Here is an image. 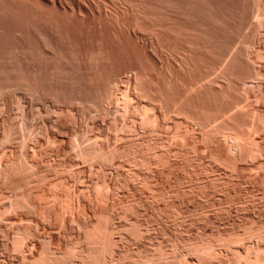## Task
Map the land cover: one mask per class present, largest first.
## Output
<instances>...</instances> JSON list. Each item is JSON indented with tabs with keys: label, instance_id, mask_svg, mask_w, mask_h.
I'll list each match as a JSON object with an SVG mask.
<instances>
[{
	"label": "rangeland",
	"instance_id": "374dc122",
	"mask_svg": "<svg viewBox=\"0 0 264 264\" xmlns=\"http://www.w3.org/2000/svg\"><path fill=\"white\" fill-rule=\"evenodd\" d=\"M84 1H86V3ZM81 3L87 4L88 0H82ZM128 3H129V7L131 5L133 6V7H130L131 9L126 10V12L129 11V14H128L129 17L126 15V18H128L129 21H127V20L126 21H127V23L130 22L129 25L131 26V30H132V32H130L131 34L129 33L131 36L128 35L129 42L127 41L128 39L125 40V41H120V39L117 38L116 34L114 36V33H116V31H115L116 28L113 25L110 26V25L102 24L103 26H101L96 21H94L91 24L92 26H94L97 23L94 27H92V30H91V26H89V28H88L89 30L88 29L83 30V32H85V36L83 35V39H81L80 37L84 33H82L81 36L79 37L80 38V43L83 45L82 47L85 48L88 51L89 50L91 51V50H94V49H98L99 46H100L99 48H102V47L105 46L102 49L106 50L105 53H106V55H108V57H110V59L112 57V59L110 61L113 60L111 62V63H113L112 64L113 66L111 65V63L109 64V66L110 65L112 66V67L110 66L112 70H109L110 67L108 68V70L109 71H113V73L112 72L111 73L115 74V75H116V73H118L117 76L119 77V79H121L120 75H123L122 79L120 80V82H118V84H120L119 87H117L118 84L116 83L117 84V85L115 84L116 88H113L114 91H116V92H113V97H115V95H116V97L118 96L117 97L118 100L117 101L116 100L109 101L108 102V106H110V107H108L109 109L106 106V110L108 109V113L109 114H106L107 111H106V113H104L105 115H99V113H97L95 115V113H93L94 116H93V114L91 116V117H94L93 121L91 120L92 118H90L92 123L90 122V120H88V123H87V124L91 123L90 126L92 127V128H90V126H89V133L91 132L90 134L92 136L94 135L93 137H95V138L98 137L97 138L98 140L100 138L102 139V140L100 139L101 145L99 144L100 141L98 142L99 147L102 146V148H104V149H102L100 147L101 151L103 150L102 153L103 152L105 153L106 151L107 152H110V151L113 152L114 150L116 151V149H117V151L121 149L120 151H118V153L122 152V151H123V153H119L118 154V153H116L117 151L116 152L114 151V153H116V154H112V155H114L113 156L114 158H112V156H110L111 154L110 155L108 154L110 157L107 158V155L105 154V157L109 160V162H110L111 159L112 160L114 159L113 161L111 160L112 162H110V163L107 162L108 161L107 159H106V161L103 160L104 158L102 159V156H104V155L98 156L97 159L93 160V162L92 161H90L89 163L84 162L85 160H80L79 157L77 156V154H75V152L73 150H72L73 153H71L72 151L70 149H72L71 148L72 146L70 147V145H72V144L69 143L70 141L69 142L67 141V139H69V138H67L68 137L67 135H69V134L66 135V133L59 134V135H63L64 134L63 137L67 138V139L66 138L64 139L66 142H64L63 144L62 143L51 144V145L49 144V146H48V144H46L44 142H43V146L41 144H27L26 145L27 148L26 147H25V149L23 148V151H22V148L20 147L19 144H1V146H0V154L7 158L6 159L4 157H1V155H0V159H1V161H3L2 162L3 166H6L7 162L9 164H11V166H12V164H14V163H16V161H18L17 158L19 159L20 154L22 155L23 153L24 154L27 153V155L26 154L25 155L27 157L29 156L28 157V159H30L29 161H31L33 164L38 165V166H36V169H35L36 172H32V173L29 172L30 174L29 173H23V175H21L22 173H14L12 175H8V176L3 177V175L0 172V198H1L0 199V203H1L0 204V211L4 214L3 215L4 218H2L3 220L0 222V226H1L0 227V264H29V263L31 264V262L27 263V261H29V260H27V261L24 260L23 262H21L23 260V257H28V256L30 257V256H32L31 252L34 255V253H37V251L40 250L41 246L47 245L49 247V244H50L49 248H51V250H53V252H54V250L58 251V250L64 249L66 246L67 247H69V246L73 247L74 249L76 248L75 250L79 251V249L82 248V247H85L86 246L85 244L87 243V242H85L86 239H83L84 236H85L83 234L86 232L84 230L87 229L88 227L90 229L93 228L92 225H94L97 222L98 219L96 218V216H97V214L99 212H100L99 213L100 215H104V216H107L108 214H110L111 216L113 215V217L115 219L112 217L111 220L114 219L113 220L114 222L113 221H111V222L114 224V226L119 224L120 227H119V225H117L116 227L118 229H122V230H118V232H116V234H117L116 236L121 234L120 237H123V239H125V240L127 239L126 240L127 245L133 248V249L131 248L133 250V252L130 254L131 255L130 257H131L132 260L130 258L129 259L127 258V259L123 260L124 262L121 261V264H135V263L137 264V262L135 261L136 260L135 256L137 255L136 249L138 247L134 248L137 245L138 246L144 245L145 247L147 246L146 248H148L150 246L148 249L152 251L151 255L154 256L156 254V251H155V248H153V246L157 245V243H159L158 240L161 241L162 239L164 241L162 240L163 242L161 241L160 243L163 244L165 242L163 244L164 246H166V247L167 246H169V247L172 246L171 249H169L167 247L169 249V251L170 250L172 251L173 249L176 248V250H175L176 252L173 250L175 253H177V251L180 250V251H178V253L179 254L182 253L184 255H187V257H189L190 260H192V263H194V264H200V263L203 264L204 261L203 262H201V261L199 262L198 258L195 256V254H192V251H193V253L195 252L194 251L195 248L192 249V246H194V245L191 246V244H190V246H189V244H188V241L190 239L196 238L194 240H197L199 235H203V237H205L207 239L209 238L210 241H211L212 238H213L214 241L217 240V238L220 235L224 236V237H222V236H220V237H222V239L226 238L225 241H227V242L229 240L228 237L230 235H231V237L236 236L235 239L237 238L239 240V242H238V240L236 239V241L238 243H236V241L234 240L235 242L232 245H230L232 242L231 243L228 242L229 243V245H228L227 242H225L224 240H222V242L218 243V244H220L219 246H217V244H215L216 248L219 249L217 251V253L218 252L219 253L215 254L217 256H213L212 257L213 260L212 259L208 260L209 262H207V260H206L205 261L206 263L204 262L205 264H208V263L209 264H235V261H236V264H239V263L240 264H243V263L244 264H264V262H263L264 261L263 260V258H264L263 257V255H264V251H263L264 250V242H262V241H264L263 240V238H264V236H263L264 235V229H263L264 228V224H263L264 223V218H263L264 217V204H263L264 203V199H263V197H264V167L262 168V166H264V131H263L264 130V0H129V1H127V4ZM127 4L125 6H127V9H128V5ZM88 5L89 4H87L86 6L90 7ZM133 8H134V10H133ZM130 10L132 11L133 15H132V13H130L131 12ZM252 12H253V14H252ZM134 13H135V15L136 14H138V15L135 16ZM139 14L142 15V16H140ZM138 17L141 18L140 19V23H141V20H142V26H145L148 31H151V32L154 31L153 33L157 32L154 35L157 36V34H158L157 37H159V38H156V36H154L152 38L153 35L149 36V32H148V35H146L145 34L146 32L144 33L143 32L144 30H142L141 32H143L145 35L141 34L142 37L140 38V41H141V39L144 38L145 42L143 41V43H144L143 44L142 41L141 42L138 41L137 44L140 45V46H138L135 43L138 38L134 37L132 35V33L134 32L133 29H135L134 26L136 27V25H134V21L133 20H135V19L139 20ZM133 18H135V19H133ZM135 22L138 23L139 21H135ZM260 23H262V24L260 25ZM98 24L101 27H99ZM255 25H256V28H255ZM107 26L109 27V29H107ZM130 26H129V28H130ZM95 27H97V29H95ZM102 27H104L103 30H102ZM105 27H106V29H105ZM110 27H113L112 29L115 28V30H114L115 32ZM259 27L261 29H259ZM94 29H95V31H94ZM100 29H101L102 33L100 32ZM138 29H140V28L138 27ZM155 29H156V31H155ZM249 29H250V31H249ZM86 30H87V32H86ZM135 30H137V29H135ZM140 30H139V33H141ZM157 30H159V32ZM105 31H108V32H105ZM153 33H151V34H153ZM161 35H163V36H161ZM160 36H161L162 39H160ZM115 37L117 39H119V41H117ZM154 38H156V39H154ZM252 39H254V40H252ZM154 40L156 41V44H155ZM160 40H165L166 42H168V44L165 43V45H164L163 43H159L160 44L159 45L157 41H160ZM244 40H246V41H244ZM253 41H254V43H253ZM121 42H122L123 46L121 44H119ZM160 42H162V41H160ZM247 42H248V44H247ZM140 43H142L143 45L140 44ZM251 43L254 46H252ZM157 44H158V47H157ZM166 44L169 45L170 48H171V46H173L172 48H174V52L176 51L175 52V57L172 58L173 66L175 65V67H176V66L180 65L179 67H182L181 65H183V64L191 63L190 65L194 66L192 68L195 71L194 74H195L196 78L198 79L200 77L198 79V80H201V81H199L200 83L198 84L200 87L201 86L203 87L206 84V86L209 87V90L212 92V94H213V92H214V94H216L215 96L220 95V93H218V91L221 92V95H220L219 98H221L222 101H224V102L226 101L224 104L222 103V105H224V111L221 110L223 108V106H222V108H220V107L216 108V106L214 104L212 105L210 103V104H208L209 106L206 105V107H205V109H206V111L208 113H206V111H205V115H203V114H200L199 112H197L198 109L197 110L193 109V111H191V113L193 112V117H192V114L188 113L190 111H187V112L185 111V109L187 110L188 107L186 108L184 106L185 109L183 107H182L183 110L180 109L182 105H180L181 103L178 100H179V98H183V96L186 95V93H184L183 89H181L182 87L180 85L178 86L179 93H177V95L178 96L180 95V96H179V98L176 97V98H178L177 101L175 99H173V100L176 101V103H179V106L176 105L175 101L172 100V98H175V97L173 95H171L172 97L169 95L170 93L172 94V92L169 91L170 92L169 93L167 91L168 88L165 87L167 85L165 83H167V80H168V77H167L168 73H165L167 71H165V67L162 65V63L164 61L166 62L168 60L167 57H166V60H165V56L168 55L166 53L170 52L169 49L164 48V46H166ZM240 45H241V47H240ZM245 45H246V47L243 48L242 46H245ZM121 46H122V48H121ZM141 46H142V49L140 48ZM124 47H127V48H125L127 50H125ZM247 47H249V48H247ZM159 48H164V50L166 49L168 52H165L166 50L163 52V49H162V51H161V49L158 50ZM172 48H171V50H172ZM119 49H121V50H119ZM248 49L251 52H249ZM122 50H123V52H121ZM141 50H143V52ZM236 50H238L237 53H236ZM125 51H127L126 54L124 53ZM108 52H109L110 56H109ZM110 52L112 53V55H111ZM238 52H240V53H238ZM151 53H153V54H151ZM161 54H163L164 57ZM245 54L247 56H245ZM124 55H126V57ZM138 57H139V59H138ZM156 57H157V59H156ZM240 57H242V58H240ZM243 57L247 61H245V59ZM161 58H164V59H161ZM160 61H162L161 64H159ZM170 61L171 60H168L169 63H171ZM176 61H178V62H176ZM189 61H191V62H189ZM240 62L241 63L243 62V64H245V65L242 66V64ZM249 62H253V63H249ZM195 64H196L197 67L195 66ZM114 66H115V68H114ZM248 66H249V68H248ZM107 67H108V64H107L106 68ZM249 72H250V74H249ZM133 73H134V75H132ZM135 74L136 75L139 74V75L136 76ZM165 76L167 77V79H166ZM135 77L136 78L141 77V79L136 80ZM230 77H231V79L234 78L236 83H235L234 79H232L233 80L232 81L230 79ZM254 77H256V78L254 79ZM251 78H252V80H251ZM127 79H129L130 81L127 80ZM165 80H166V82H165ZM239 80H240V82H239ZM121 81H123L124 85L121 84L122 83ZM128 81H129V84H128ZM134 81H136V82H134ZM138 81H140L139 82L140 84L143 82V84L145 86L142 87L141 85H143V84H141L139 86L138 85L139 83H137ZM223 81H225V82H223ZM249 81H251V82H249ZM202 82H203V84H202ZM125 83H127V85H125ZM229 83H230V87H228ZM208 84H210V85L208 86ZM239 84H240V87L238 86ZM211 85L213 86V88H212ZM233 85H235L236 87H233ZM113 87H115V86H113ZM136 88H138V89H136ZM142 88L144 89V95H143V89ZM164 88H166L167 90L164 89ZM214 88H216L217 90H215ZM116 89H118V90H116ZM132 90H134V91H132ZM138 90L141 91V93H138L139 92ZM180 90L183 91L182 94H180L181 93ZM124 91H126L127 94L129 93L130 97L127 94H125ZM224 91H226V92H224ZM233 91H235V92H233ZM250 91H251V93H250ZM160 92L163 93L164 95L161 94ZM177 92H178V90H177ZM222 92H224L225 94L222 93ZM120 93L121 94L124 93L122 96L126 95L127 97H129L128 99L131 101L130 102L128 100L129 102H127V103H129V104H126V107L129 106L130 103H132L130 105L131 107L133 105L134 106L136 105L135 107H137V105L139 104V106H138L139 109H142V107L145 106V105L147 107H149L150 110L152 108V112H149V114H150L149 116H151L152 113H155L157 115V117H156V115H153V116L158 118V119H156L158 124L157 123L154 124V122H156V121H154L155 118L153 119V116L151 117L152 119L149 118V120L154 121L153 124L155 126H157V127L151 125V128L150 127H148V128L147 127L146 128L142 127L141 128L142 122L146 120L145 117H147V119H148V116H147L148 112L146 113V112L142 111L144 113L143 114L141 113V115L142 116L144 115L143 116L144 120L141 122V120H142L141 118L142 117L140 115H138V111L136 113L137 117H136L135 114H133V112L135 113L138 108L136 109L135 107H133L135 109V111H134V109H132L129 106L132 111H129L130 109H128L129 112L128 111H124L125 109L122 108L123 107L122 104H125V103L119 102L121 100L124 101L123 100L124 97H122V96L120 97V95H121ZM189 93L191 94L192 92H189ZM230 93H231V95H229ZM232 93H233V96L235 98L232 96ZM246 95H247V97H246ZM230 97H232V98H230ZM164 98H165V100H164ZM113 99H115V98H113ZM232 99H234V100H232ZM167 100H169V101H167ZM115 101L117 103H115ZM110 102H112L114 107H112ZM118 103H121V104H119V106H120L119 111L120 112L117 109V107H119V106L115 107V104H118ZM226 103L228 104L227 107H225ZM159 104H161V105H159ZM236 104H237V106H236ZM155 105H156V107H155ZM173 105L178 106V108L177 107L175 108V106H173ZM211 105H212V108H211ZM27 107H29V106H27ZM38 107H40V108H38ZM164 107H166V108L164 109ZM228 107H229V109L230 108L231 109L229 110ZM149 108H148V111H150ZM214 108L217 109V110L215 109L216 112H215V110H213ZM40 109H42V106L41 105L39 106V104H37L36 107L34 108V111H39ZM110 109H112V110H110ZM114 109H116L117 112H119L118 113L119 115H120V113H122L121 119H123V120H125L124 117L127 115L126 116L127 118H126L125 122H123V120L122 121L119 120L120 116L117 114L116 111H114ZM174 109L175 110L177 109V110L175 111ZM179 109L181 111H178ZM188 109H190V108H188ZM208 109L209 110L211 109L212 111L211 110L209 111ZM240 109H241V111H242V109L243 110L245 109L246 111H243V112L244 113L246 112V113L245 114L241 113ZM169 110H170V112H169ZM218 110H220L219 113H218ZM110 111H112L111 112L112 114L110 113ZM183 111H184V113H183ZM130 112H132V114ZM194 112H197L199 114V116H196L197 113H194ZM209 112H210V114H209ZM238 112H239V114H238ZM124 113H126V114L123 116ZM213 113H215V115H213ZM217 113L219 115H221V117L218 116ZM223 113L225 114V116H223L224 115ZM233 113H235V116L233 115ZM114 114L115 115L117 114V115L115 116ZM128 114H130L132 117L130 115L128 117ZM164 114H168V115H164ZM226 114H227V116H226ZM107 115H108L109 119L105 117ZM109 115H111V116H109ZM189 115H191V117ZM200 115H202V117ZM238 115H240L239 117L241 119L238 117ZM164 116H167V117H164ZM169 116L170 117L172 116V117L170 118ZM232 116H234V117H232ZM101 117H103V118L105 117L106 119L103 120V118H101ZM113 117L116 118V123L117 124H115V122H114L115 119ZM163 117H164V119H163ZM194 118H195V120H194ZM202 118L203 119L205 118L204 121H202L203 120ZM249 118H250V120H249ZM245 119H246V122H245ZM254 119H255V121H254ZM36 120H37V117L35 116V121ZM133 120L136 121V123ZM227 120H229V121H227ZM78 121L80 123L77 122V124L74 123V125H73V123L72 124L68 123L70 126L66 125V127L67 126H68L67 128L70 127L69 129L71 131H73L72 133H78V135H79V133L82 132V130H87L88 128L85 129L86 126H87L85 124V127L83 129L82 127L84 125H83V122L81 123L82 120L79 119ZM118 121L119 122L121 121V123H123V124L119 123L120 124V126H119ZM200 121H202L203 123L200 122ZM206 121L208 123L211 122V124H208ZM224 121H226V122L224 123ZM230 121H232L231 123H233L234 126H232L233 124L229 123ZM238 121H239V123H237ZM253 121L255 122V124H254ZM256 121H259V123L256 124ZM213 122H215V123H213ZM227 122L229 123V125H228ZM104 123H107V124H104ZM108 123H109V125L114 123V124L111 125L113 127L109 126ZM214 124H217V125H214ZM121 125H122V127H121ZM133 125H135L136 127H134ZM73 126H75V127H73ZM117 126H119V127H117ZM201 126H203V127H201ZM251 126L253 127L254 132H252L250 134L249 131L252 128ZM109 127H110L111 130L109 129ZM216 127H218V128H216ZM239 127H240V129H239ZM246 127L249 128V129H247ZM73 128H75V129H73ZM119 128H123V129H120V131H119ZM131 128H132V130H131ZM214 128H216L217 131ZM91 129H92V131H90ZM107 129L109 130V132H108ZM146 129H148V130H146ZM153 129H155V130H153ZM177 129H179L181 131H179ZM220 129H223L224 131H221ZM240 130L244 134H242L240 132ZM133 131H135V132H133ZM221 132L222 133L224 132V133L222 134ZM245 132H247V133H245ZM113 133H114V135H113ZM118 133H120V134H118ZM135 133H137V134H135ZM176 133H179V134H176ZM245 134H246V136H245ZM138 135H140V136H138ZM53 136H56V135L53 134ZM250 136H251V138H250ZM105 137H106V140L110 137V139H108L109 143H107L106 140H103V138L105 139ZM178 137L180 139H182L183 142ZM181 137H183V138H181ZM57 138H59V137H57ZM240 138L243 139V142H241L242 145L246 144L245 145L246 149H245V146H244V148L239 146V145H241L240 141H242V139H240ZM234 139L237 141L236 144H235V140ZM249 139H250V141H249ZM110 140H111V142H110ZM125 140H126L127 143L125 142ZM229 140H231V141H229ZM102 141H105L106 143L105 142L103 143ZM178 141H179V143H178ZM246 142H249V143L252 142L251 144L253 146L251 144H247ZM233 143L235 145L239 144V145H237V147L239 149L235 148L236 146L233 145ZM207 144H208V147H207ZM254 144H255V147H254ZM2 145H3V147H2ZM151 145L154 146V148H151L152 147ZM214 145H216L217 147L214 146ZM248 145H249V147H248ZM258 145H259V147H258ZM110 146H112V147H110ZM147 146L150 147L152 150L150 148H148ZM192 146H194L193 148L195 150L191 149ZM250 146H252V147H250ZM256 146H257V148H256ZM31 147H32V149H31ZM131 147L135 148V150H137V148H138V150L136 151L137 153H138V151L139 152H143V153L142 154L141 153L137 154L133 148L131 149ZM171 147H172V149H170ZM240 147H241V150L244 149L243 150L244 151L243 152L244 155L242 154V152H240ZM2 148H3V150H2ZM19 148H20V150H19ZM181 148H183V149H181ZM258 148H259V150H257ZM124 149H125V151H124ZM229 149L231 150L232 154L230 153ZM236 149H238L239 151H236ZM5 150H6V152H5ZM128 150H134L135 153L133 151L131 152V151H128ZM140 150H142V151H140ZM245 150H247V151L249 150L248 151L249 153L245 152ZM17 151H19V152H17ZM147 151H149L150 153L152 152L153 155L154 154H156V155L152 158L151 157L152 154H150ZM251 151H252V153L254 155L251 153ZM124 152L126 154V156H125L126 158L124 157V155H125ZM130 152L134 153V154H131V156H127V155L130 154ZM144 152L146 154H144ZM256 152L259 153V154L257 155ZM164 153L166 154V156H165ZM169 153H172V154H169ZM187 153H188V156H187ZM247 153L249 154V156L251 155L249 157L251 161L249 160L248 155L246 157ZM143 154L145 156L149 155L148 157H151V158H147V157L143 158L144 157ZM161 154H163V155H161ZM174 154L175 155L177 154V155L175 156ZM189 154H190L191 157L189 156ZM115 155L122 156L121 157L122 159H125L126 162L127 161H129V162L127 164L124 163V162H121V161H124V160H121V158H118V157H117L118 158L117 159L115 157ZM137 155L140 156V161L138 160L139 157ZM208 155H209V157H208ZM7 156H9V157H7ZM33 156H35V157H33ZM132 156H133V158L135 156L138 157V158H136V159L134 158L133 159ZM156 156L158 157L159 161L162 159L161 162H163V164L161 162H159L158 160L154 161V158L157 159ZM211 156H212L213 159H216L218 162L216 160H214V161L211 160L212 159ZM241 156H243V159H240ZM65 157H67V158L64 159ZM127 157H128V160H127ZM159 157H160V159H159ZM163 157L166 158V159L169 158L171 160H169V159L166 160ZM181 157H183V158H181ZM252 157H253L254 160L252 159ZM257 157H259V158H257ZM129 158L132 159L131 163H130ZM237 158H239L242 161V163L238 162ZM244 158H246V160ZM255 158H257V159H255ZM2 159H4V160L6 159V160L4 161ZM142 159H145V160H143L144 161V164L142 163L143 165L140 163V162H142ZM150 159H152L153 161L150 160ZM163 159H164V161H163ZM218 159H220V160H218ZM98 160H99V162L97 163ZM165 160L169 161L170 163L169 162L165 163L166 162ZM94 161H95V163H94ZM145 161H146V163H145ZM234 161L235 162L237 161L238 163L237 162L235 163ZM253 161H255V162H253ZM12 162H14V163H12ZM104 162H107V163L104 164ZM133 162L136 163V164H134ZM150 162H152V163H150ZM111 163H113V164H111ZM119 163H120V165L122 164L121 166L124 167V168L120 167ZM129 163H130V165H129ZM138 163H139V165L141 164L140 165L141 167H139V168L141 170L143 169L142 171L139 168H137L136 165H138ZM158 163L160 164V166H159ZM197 163H199V164H197ZM133 164H134V166L137 169L135 167H133V168L131 167ZM165 164H167V165H165ZM222 164H223V166H222ZM261 164H263V165H261ZM151 165H153V167L154 166L155 167L153 168V167H151ZM232 165H234V166H232ZM8 166H10V165H8ZM148 166L150 168H147ZM197 166L200 167V168H198ZM92 167H93V169L90 170L89 168H92ZM190 167H191V170H190ZM224 167H227V169L224 168ZM259 167L261 169H257ZM112 168H113V170H112ZM127 169H131L130 172H132V174ZM145 169H146V171H148L150 169L149 170L150 172L149 171L146 172ZM180 169H183V170H180ZM96 170H98L100 173L99 172L97 173ZM133 171L136 173V175L134 174ZM151 171H152V173H151ZM212 171L215 174H213ZM126 172H129V174H127ZM217 172H218V174H217ZM234 172H236V173H234ZM33 173L35 174V176H34ZM94 173H95V175H94ZM137 173H138V175H137ZM32 175H33V177H32ZM116 175H118V177ZM208 175H210V176H208ZM29 176H31V178ZM46 176H47V178H46ZM135 176H138V177H135ZM71 177L74 178V179H72ZM138 179H140V180H138ZM148 179H150V180H148ZM45 180H47V182ZM66 180H68V182ZM40 181L42 183H40ZM104 181L106 182V184L109 183L108 185L111 188L110 187H109L110 189L106 188V189H109V190H106L105 187H103L105 185ZM80 182H81V184H79ZM100 182L103 185H101L99 187V185L101 184ZM148 182L149 183L151 182L152 184L151 183L149 184ZM196 183H199V184L197 185ZM53 184L54 185L56 184L55 185L56 187L55 186L53 187ZM95 184L96 185L99 184V185H97L99 188H97V186L93 187V186H95ZM124 184H126V185H124ZM193 184H194V186L197 185V186H195V188L196 189L198 188L199 189V190L197 189L198 191L197 190L194 191L195 188H193V190H192L191 187L193 186ZM203 184H204V188L207 189V190L205 189L206 191L203 188L200 187L201 185L203 186ZM64 185H65V188H64ZM87 185H88V187H87ZM20 186H21V188H20ZM49 186H51V187H49ZM139 186H140V188H139ZM148 186L151 187L152 189L149 188ZM18 187H19V189H18ZM113 187H114V189H113ZM124 187H125V189H124ZM214 187H215V189H214ZM236 187H238V188H236ZM31 188H32V190H31ZM38 188L39 189L41 188V189L39 190ZM51 188L53 189L52 191H51ZM56 188H58V189H56ZM93 188H94V190L96 188H97L96 190H98V189L100 190V188H104L105 191H107L106 193H108V191H110L111 194L110 193H109V195L107 194L108 198H109V196L114 195V193L115 194L117 193V194L114 195L113 197L111 196L113 199L110 197L109 200L104 201V199H106V198H104L103 201H102L101 198H103L105 194L102 192L104 195L101 196V193H100L101 197L99 195L97 196V195H95V193L94 194L92 193L93 192ZM209 188H211V189L209 190ZM241 188H242L243 191H241ZM111 189H112V192H111ZM202 189L204 190V192L202 191V193H201L200 190H202ZM23 190H24V192L27 191V190L32 191V195L34 196V197L32 196L33 197L32 199H33V201H34V199H36L34 202H36L37 207L39 206L37 209L29 211V209L27 210V209L23 208L21 210L16 209V210L13 211L10 208V206H9V205H11L10 202L13 201L14 199H16L18 196H20V198H21V194L23 195V193H24V192H22ZM35 190H38V191H35ZM56 190H57L58 193L55 192ZM61 190H63V191H61ZM64 190H65V192H64ZM99 190H98V192H101ZM154 190L157 191V192H154ZM43 191H44V193H42ZM80 192H82V193H80ZM95 192H97V191H95ZM153 192H154V195H153ZM161 193H163V195L165 194V197L162 196ZM183 193H185V194H183ZM41 194L44 196L43 198H42ZM91 194H93V195L91 196ZM156 194H157V196H156ZM38 195H40V196H38ZM77 195H80V197L77 196ZM194 195H196V196H194ZM45 196H46V198H45ZM95 196H97L98 199H97V197L95 198ZM151 196H153V197L151 198ZM199 196H201V197H199ZM7 197H8V200H7ZM37 197H39L41 199H39V198L37 199ZM93 197H94V199H93ZM172 198H173L174 202H173ZM58 199H60L61 201L60 200L58 201ZM63 199L65 200L66 203L64 202ZM77 199H79L78 200L79 202L77 201ZM117 199H119V200H117ZM158 199H159V201H158ZM253 199H255V200H253ZM73 200H75V201H73ZM248 200H249V202H248ZM53 201L55 203H53ZM251 201H252V203H251ZM57 202H61V205H56V204H60V203H57ZM63 202L65 203V205H64ZM125 202H126L127 206L124 204L125 206H123V207H126L125 211H126V214L128 215L127 218H126V214H124L125 211H123L124 208L122 207L123 203H125ZM70 203L73 206L74 210L76 208L78 209V210L76 209L78 212L77 211L74 212L72 207H70L71 206ZM72 203L75 204V207H74V205ZM77 203H79V206H78ZM90 203H92V205ZM139 203H140V205H139ZM220 203H222V204H220ZM67 204H69V205H67ZM97 204H99V205L101 204V205L98 206ZM128 204L129 205L133 204L132 207L135 206L133 209L135 210L137 208L136 209L137 212L135 213L134 210L130 206H128ZM143 204H145V205H143ZM248 204H250V205H248ZM40 205H41V208H40ZM113 205H115V206H113ZM148 205H149V207H148ZM44 206H45L46 209L43 208ZM58 206L59 207L61 206V207L58 208ZM66 206H67L68 209L66 208ZM136 206H138V207H136ZM140 206H142V207L140 208ZM229 206H230V208H229ZM54 207L58 208V209L57 208L56 209H57V212H59V213L57 214L56 211H53L52 214L55 213V215L54 216L52 215L53 218L50 219L49 217H52V216L51 215L48 216V215H49V212ZM62 207H63V209H62ZM127 207L130 208V209H128ZM103 208H104V210H103ZM138 208L140 209L139 211H138ZM56 209H53V210H56ZM90 209H91L92 212L90 211ZM127 209L130 210V211L132 209L133 211L130 212ZM169 209H170V211H169ZM173 209L176 210V211H174ZM253 209H254V212H253ZM11 210L13 212H11ZM23 210H25V212ZM70 210H73V212L70 211ZM83 211H84V213L85 212L86 213L84 214ZM172 211L177 212V216H176V213H175V219L173 218L174 217L173 216L174 212L172 213ZM180 211H181V213H179ZM201 211H202V213H201ZM6 212H8V214ZM106 212H108V214L105 215L104 213H106ZM128 212H130L131 214L128 213ZM198 212H199V214H198ZM65 213H67V215ZM178 213L179 214H184V215H181V218H179V220H178V217H180V216H178ZM9 214L11 216H9ZM56 214L59 216L58 218L56 217L57 216ZM133 214H135V215L138 214L139 216L138 215H136V216L134 215V217H133ZM6 215L9 218H6L5 217ZM79 215H80V217H79ZM110 215H108V217ZM196 215H197V217H195ZM120 216H122V217H120ZM76 217L79 218V219L76 220L77 219ZM131 217H133V219ZM137 217H138V219H137ZM139 217H141L142 219L139 218ZM46 218H49L50 220H48ZM182 218L183 219L184 218L185 219L189 218V219L185 221V219L183 220ZM244 218H246V219H244ZM125 219L126 220L130 219V220L125 222ZM180 219L182 220V222H179V221H181ZM63 220H65V221L63 222ZM172 220L173 221L175 220L176 222L175 221L173 222ZM78 221L82 222V223L84 221V223H83L84 228L82 226V223H79ZM135 221H136V223L141 221L138 224L141 227V229L140 228L139 229L143 232L142 234L144 236L139 239L140 241L139 240H134L133 238H129L130 237V235H129L130 232L127 231L128 230V228H127L128 225H130L132 223H135ZM142 221L144 222L143 225H145L144 229H143V226L141 225ZM252 222L254 224H252ZM26 223L29 224V225H27ZM73 223H75V224L73 225ZM150 223H151V225H150ZM240 223L241 224L244 223V224L241 226ZM86 225H88V226H86ZM177 225H179V227ZM250 225H252V226L250 227ZM122 226H123V228H122ZM247 226L250 227V229L252 231ZM19 227L22 228V230H24V228H27V229L30 228L31 229V227H32L33 230L32 229L31 230L34 233L36 232L38 236L34 237V239L33 238L30 239V240L28 239V241L25 240L27 242V245H26V242H25V246L23 247L24 249L21 248L22 250L20 249L21 250V251L19 250L20 252L17 250V253L15 254V249H13V247H12L11 238H12V236L15 235V232H17V233L19 232L20 233V231H21V233H22V230ZM78 227H79V229H78ZM124 227H125V229H127V230H125V232H123L124 231L123 230ZM180 227L182 229H179ZM261 228L263 230H261ZM17 229L20 230V231H18ZM244 229H246L247 232H245ZM256 229L259 230V234L258 235H256L258 233V231ZM243 230H244V232H243ZM119 231H120V233H119ZM187 231L189 232L190 235H188ZM6 232L10 234L9 237L7 236ZM254 232H255V234H254ZM162 233H164V234H162ZM222 233H224V234H222ZM251 233H253L254 235H252ZM245 234L246 235L248 234L249 236H246ZM261 234H263V235H261ZM56 235L59 237V239H58V237ZM194 235H195V237H194ZM205 235H207V237ZM209 235H210L211 238L209 237ZM211 235H213V236H211ZM227 235H229V236H227ZM237 235H240V236H237ZM258 236H260V237H258ZM42 237H43V239H42ZM156 237H158L159 239L158 238L156 239ZM185 237H186V239L188 238L189 240L188 239L186 240ZM203 237L200 236V238H198V240L203 238ZM241 237H243V238H241ZM128 240H129V242H127ZM244 240H246V241H244ZM79 242H80L81 245L79 244ZM166 242L170 243V245H168ZM31 243L33 245H31ZM144 243H146V244H144ZM261 243H263V244H261ZM35 244L38 245V246H36ZM165 244H167V245H165ZM7 245H10L9 246L10 248ZM34 245H35V248L32 247ZM76 245H78V246L76 247ZM257 245H259V246H257ZM80 246H82V247H80ZM184 246L188 248V251H187V248H185ZM230 246H232V247H230ZM6 247H7V249H6ZM177 247H178V249H177ZM31 248H34V249L31 251ZM261 249H262L263 252L261 251ZM13 251H14V254H13ZM238 251L240 252V254H239ZM178 253H177V255H179ZM258 253H260V254H258ZM132 254L134 256H132ZM219 254L221 256H218ZM257 254L259 255V257H257ZM190 255H191V257H190ZM239 256H240V258H239ZM221 257H224V258H221ZM234 257H236L237 260H235ZM257 258L262 259V260L261 261L257 260ZM254 259H256V260L254 261ZM78 260H79L78 258H77V260H74V264H81V262L78 261ZM242 261H243V263H242ZM119 264H120V262H119Z\"/></svg>",
	"mask_w": 264,
	"mask_h": 264
},
{
	"label": "bare ground",
	"instance_id": "6f19581e",
	"mask_svg": "<svg viewBox=\"0 0 264 264\" xmlns=\"http://www.w3.org/2000/svg\"><path fill=\"white\" fill-rule=\"evenodd\" d=\"M127 1H129V0H88V3L87 4H89L88 6H90V7H87L86 5L87 4H83V3H81L82 2V0H0V146H1V144H19L20 145V147L22 148V151H23V148L25 149V147L27 148V144H41L42 146H43V142L44 143H46V144H48V146H49V144L51 145V144H59V143H64V142H66L64 139L66 138V137H63V135H59V134H61V133H66V135L67 134H69V135H67L68 137L67 138H69V139H67V141L70 143V144H72V145H70V147L72 148V149H70L71 151L73 150L74 152H75V154H77V156L79 157V159L80 160H85L84 162H87V163H89L90 161H92L93 162V160L94 159H97V157L98 156H101V155H104V156H102V159L104 160V161H106V159L108 158V157H110V156H112V158H114L113 156L114 155H112V154H116V153H118V151H120V150H118L117 151V149H116V153H114V151L112 152V151H110V152H103L102 153V151H101V148H102V146H100L99 147V145H98V142L100 141V139L98 140L97 138H95V137H93L90 133H89V126H90V124L92 123L91 122V120L93 121V119H94V117H91L92 116V114L93 113H95V115L97 114V113H99V115H105L104 113H106V111H107V113L106 114H109L108 113V107H110V106H108V102L109 101H111V100H118V96L116 97V95H115V97H113V92H116V91H114V89L113 88H116V85L118 84V82H120V80L122 79V76L123 75H120V77H121V79H119V77L117 76L118 75V73H116V75L115 74H112L113 73V71H109V70H112L111 69V67L113 66L112 64L113 63H111L112 61H110L111 59H112V57H111V59H110V57H108V55H106V53H105V51L106 50H104V49H102V48H104V47H102V48H99L98 47V49H94V50H86L85 48H83L82 46V44L80 43V38L81 39H83V35L85 36V32H83V30H85V29H88L89 28V26H91V30H92V27H94L97 23H99L101 26H103L102 24H106V25H113L115 28H116V30H115V28L114 29H112L113 27H110L113 31L115 30L116 31V33H114V36H115V34H116V36H117V38H119L120 39V41H125V40H127L128 39V35H130L131 33L130 32H132V30H131V26L129 25V23H127V21H129V19L128 18H126V15L128 16V14H129V11H127L126 12V10H129V9H131L130 7H133L132 5L129 7V3L127 4ZM85 3H86V1H84ZM256 2V1H255ZM128 5V9H127V6H125V5ZM132 4V3H131ZM256 7V6H255ZM133 10H134V8H133ZM138 10V9H137ZM131 11V10H130ZM255 12V11H254ZM130 13H132V11L130 12ZM142 14V13H141ZM252 14H253V12H252ZM132 15H133V13H132ZM134 15H135V13H134ZM138 14H136L135 16H137ZM140 15V14H139ZM256 15V14H255ZM258 15V14H257ZM140 16H142V15H140ZM139 16V17H140ZM129 17V16H128ZM133 17V16H132ZM138 17V19L139 20H136L135 18H133V19H135V20H133L134 21V25H136V27L134 26V28L135 29H137V30H135V29H133V33H132V35L134 36V37H137L138 39H137V41L135 42L136 44L138 43V41H140V38L142 37V35L141 34H143V35H148V32H149V36H152V38L154 37V36H156V35H154V34H156V33H153L154 31H148L147 30V28L145 27V26H142V20H141V23H140V19L141 18H139ZM253 19V18H252ZM127 20V21H126ZM255 20V19H254ZM94 21H96L95 23V25L94 26H92L91 24L94 22ZM135 21H139L138 23H136ZM136 23V24H135ZM257 23V22H256ZM98 24V26L99 27H101L100 25ZM262 23H260V25H261ZM105 25V26H106ZM130 26V28H129V26ZM141 29H138V27ZM251 26V25H250ZM261 27V26H260ZM259 27V29H261ZM103 28L104 27H102V30H103ZM145 28V29H144ZM255 28H256V25H255ZM95 29H97V27H95ZM95 29H94V31H95ZM105 29H106V27H105ZM104 29V30H105ZM107 29H109V27L107 26ZM89 30V29H88ZM139 30H140V32L142 31V30H144L143 32L145 33H143V32H141V33H139ZM147 30V31H146ZM114 31V32H115ZM137 31V32H136ZM155 31H156V29H155ZM158 32H159V30H157ZM249 31H250V29H249ZM86 32H87V30H86ZM99 32V31H98ZM100 32L102 33V31H101V29H100ZM105 32H108V31H105ZM255 32V31H254ZM82 33H84V34H82ZM130 33V34H129ZM151 33H153V34H151ZM161 33V32H160ZM81 34H82V36H81ZM104 35V34H103ZM102 35V36H103ZM81 36V37H80ZM131 36V35H130ZM157 36H158V34H157ZM156 36V38H159V37H157ZM161 36H163V35H161ZM161 36H160V39H162L161 38ZM166 36V35H165ZM80 37V38H79ZM109 37V36H108ZM167 37V36H166ZM116 38V37H115ZM116 38V40L117 41H119V39H117ZM146 38V37H145ZM150 38V37H149ZM156 38H154V39H156ZM246 38V37H245ZM256 38V37H255ZM89 39V38H88ZM144 39V38H143ZM143 39H141V41H142V43H143V41L145 42V39L143 40ZM164 39V38H163ZM169 39V38H168ZM247 39V38H246ZM86 40V39H85ZM115 40V39H114ZM159 40V39H158ZM252 40H254V39H252ZM89 41V40H88ZM87 41V42H88ZM98 41V40H97ZM128 42H129V39L127 40ZM140 41V42H141ZM155 41V40H154ZM160 41H162V42H160ZM160 41H157L158 42V44L159 43H163L164 45H165V43H167L168 44V42H166L165 40H160ZM244 41H246V40H244ZM91 42V41H90ZM102 42V41H101ZM147 42V41H146ZM249 42V41H248ZM248 42H247V44H248ZM92 43V42H91ZM97 43V42H96ZM118 43V42H117ZM125 43V42H124ZM127 43V42H126ZM142 43H140V44H142ZM149 43V42H148ZM173 43V42H172ZM246 43V42H245ZM244 43V44H245ZM253 43H254V41H253ZM99 44V43H98ZM119 44H121L122 45V42L121 43H119ZM144 44V43H143ZM142 44V45H143ZM147 44V43H146ZM145 44V45H146ZM154 44V43H153ZM155 44H156V41H155ZM154 44V45H155ZM158 44H157V47H158ZM162 44V45H163ZM166 44V46H164V48H167V49H169V53H166V54H168V55H166L165 56V60H166V57H167V59L168 60H171L170 62L172 63V58L173 57H175V52H174V48H172L173 46H171V48H172V50H171V48L169 47V45H167ZM125 45V44H124ZM128 45V44H127ZM138 45V44H137ZM160 45V44H159ZM161 45V46H162ZM251 45H252V43H251ZM91 46V45H90ZM108 46V45H107ZM123 46V45H122ZM122 46H121V48H122ZM138 46H140V45H138ZM252 46H254V45H252ZM145 47V46H144ZM163 47V46H162ZM240 47H241V45H240ZM243 48L244 47H246V45L245 46H242ZM93 48V47H92ZM97 48V47H96ZM110 48V47H109ZM125 48H127V47H124V49ZM137 48V47H136ZM141 49H142V46L140 47ZM147 48V47H146ZM164 48H159L158 50H160L161 49V51H162V49H163V52L166 50H164ZM247 48H249V47H247ZM138 49V48H137ZM178 49V48H177ZM180 49V48H179ZM246 49V48H245ZM86 50V51H85ZM104 50V51H103ZM119 50H121V49H119ZM125 50H127V49H125ZM139 50V49H138ZM145 50V49H144ZM142 52H143V50H141ZM160 51V52H161ZM237 51L238 50H236V53H237ZM240 51V50H239ZM244 51V50H243ZM248 51H249V49H248ZM253 51V50H252ZM255 51V50H254ZM121 52H123V50L121 51ZM120 52V53H121ZM126 52L127 51H125L124 53L126 54ZM150 52V51H149ZM165 52H168L167 50L165 51ZM249 52H251V51H249ZM111 53V52H110ZM123 53V54H124ZM238 53H240V52H238ZM108 54H109V52H108ZM147 54V53H146ZM151 54H153V53H151ZM164 54V53H163ZM163 54H161L163 57H164V55ZM177 54V53H176ZM111 55H112V53H111ZM240 55V54H239ZM238 55V56H239ZM109 56H110V54H109ZM125 57H126V55H124ZM237 56V57H238ZM242 56V55H241ZM245 56H247L246 54H245ZM190 57V56H189ZM144 58V57H143ZM146 58V57H145ZM240 58H242V57H240ZM244 58V57H243ZM138 59H139V57H138ZM156 59H157V57H156ZM160 59V58H159ZM161 59H164V58H161ZM180 59V58H179ZM239 59V58H238ZM245 59V58H244ZM249 59V58H248ZM168 60L164 63H162V61H160V63L159 64H161L162 63V65L165 67V71H167V72H165V73H168L167 75V77H168V80H167V83H165L166 82V80H165V84H167L165 87H167L168 88V90L166 89V88H164V89H166L168 92L170 91V92H172V94L170 93L169 95L171 96V95H173L175 98H172V100L173 99H175L176 101H177V99L179 98V96L177 95V93H179V89H178V86L180 85L182 88L181 89H183V91H184V93H186V95L185 96H183V98H179V102L181 103L180 105H182L181 106V110H183L182 109V107L185 109V107L187 108H190V109H188L187 108V110L185 109V111L187 112V111H190V112H188L189 114H192V117H193V112L191 113V111H193V109H195V110H197L198 109V111L197 112H199L200 114H203V115H205V111H206V109H205V107H206V105L207 106H209L208 104H214L215 106H216V108L217 107H220V108H222V106H223V108L221 109V110H223L224 111V105H222V103L224 104L225 102L224 101H222V99L221 98H219L220 97V95H221V92L220 91H218V93H220V95H217V96H215L216 94H214V92H213V94H212V92L209 90V87H207L206 86V84L202 87H200L198 84L200 83L199 81H201V80H198L197 78H196V76H195V71H194V69L192 68V67H194V66H191L190 64L191 63H189V62H191V61H189L188 63L189 64H183V65H181L182 67H179V66H176L175 67V65L173 66V63L171 64V63H169L168 62ZM141 61V60H140ZM156 61V60H155ZM245 61H247L246 59H245ZM249 61V60H248ZM158 62V61H157ZM176 62H178V61H176ZM111 63V67L109 66V64ZM139 63V62H138ZM141 63V62H140ZM182 63V62H181ZM184 63V62H183ZM187 63V62H186ZM241 63V62H240ZM247 63V62H246ZM249 63H253V62H249ZM107 64H108V67L106 68V66H107ZM231 64V63H230ZM242 64V66L243 65H245V64H243V62L241 63ZM240 64V65H241ZM248 64V63H247ZM239 65V64H238ZM251 65V64H250ZM117 66V65H116ZM134 66V65H133ZM195 66H196V64H195ZM110 67V69L108 70V68ZM161 67V66H160ZM197 67V66H196ZM253 67V66H252ZM114 68H115V66H114ZM243 68V67H242ZM246 68V67H245ZM248 68H249V66H248ZM258 68V67H257ZM108 71H107V70ZM164 69V68H163ZM197 69V68H196ZM162 70V69H161ZM198 71V70H197ZM196 71V72H197ZM112 72V73H111ZM254 72V71H253ZM256 72V71H255ZM131 73V72H130ZM137 73V72H136ZM246 74V73H245ZM249 74H250V72H249ZM257 74V73H256ZM259 74V73H258ZM132 75H134V73L132 74ZM136 75V74H135ZM137 75H139V74H137ZM136 75V76H137ZM166 75V74H165ZM199 75V74H198ZM247 75V74H246ZM248 76V75H247ZM254 76V75H253ZM257 76V75H256ZM128 77V76H127ZM163 77V76H162ZM166 77V76H165ZM167 77H166V79H167ZM202 77V76H201ZM126 78V77H125ZM136 78V77H135ZM249 78V77H248ZM256 77H254V79H255ZM130 79V78H129ZM129 79H127V80H129ZM138 79H141V77H139V78H136V80H138ZM165 79V78H164ZM202 79V78H201ZM229 79V78H228ZM230 79H231V77H230ZM232 79H234V78H232ZM231 79V80H232ZM253 79V80H254ZM124 80V79H123ZM131 80V79H130ZM129 80V81H130ZM238 80V79H237ZM244 80V79H243ZM251 80H252V78H251ZM125 81V80H124ZM129 81H128V84H129ZM141 81V80H140ZM140 81H138L137 83H139ZM143 81V80H142ZM203 81V80H202ZM233 81V80H232ZM234 81H235V79H234ZM122 83L121 84H123V81H121ZM127 82V81H126ZM134 82H136V81H134ZM223 82H225V81H223ZM239 82H240V80H239ZM243 82V81H242ZM241 82V83H242ZM249 82H251V81H249ZM117 83V84H116ZM235 83H236V81H235ZM240 83V84H241ZM116 84V85H115ZM141 84H143V82L141 83ZM140 83L138 84L139 86L141 85ZM202 84H203V82H202ZM226 84V83H225ZM232 84V83H231ZM240 84L238 85L239 87H240ZM249 84V83H248ZM119 85L120 84H118L117 85V87H119ZM124 85V84H123ZM125 85H127V83H125ZM210 84H208V86H209ZM227 85V84H226ZM237 85V84H236ZM113 86H115V87H113ZM132 86V85H131ZM142 87L143 86H145L144 84L143 85H141ZM212 86V85H211ZM210 86V87H211ZM221 86V85H220ZM232 86V85H231ZM137 87V86H136ZM227 87V86H226ZM228 87H230V83H229V85H228ZM233 87H236L235 85H233ZM135 88V87H134ZM139 88V87H138ZM138 88H136V89H138ZM141 88V87H140ZM180 88V87H179ZM212 88H213V86H212ZM211 88V89H212ZM222 88V87H221ZM243 88V87H242ZM258 88V87H257ZM256 88V89H257ZM127 89V88H126ZM143 89V88H142ZM159 89V88H158ZM215 90H217L216 88H214ZM234 89V88H233ZM116 90H118V89H116ZM121 90V89H120ZM140 90V89H139ZM138 90V91H139ZM177 90H178V92H177ZM232 90V89H231ZM243 90V89H242ZM132 91H134V90H132ZM146 91V90H145ZM181 91V93L180 94H182L183 93V91L182 90H180ZM192 92L191 94L189 93V92ZM214 91V90H213ZM236 91V90H235ZM235 91H233V92H235ZM252 91V90H251ZM251 91H250V93H251ZM262 91V90H261ZM123 92V91H122ZM147 92V91H146ZM216 92V91H215ZM224 92H226V91H224ZM224 92H222V93H224ZM232 92V91H231ZM238 92V91H237ZM124 93L125 94H127L126 93V91H124ZM124 93H120L121 95H120V97L124 94ZM138 93H141V91H139ZM161 93V92H160ZM217 93V94H218ZM241 93V92H240ZM244 93V92H243ZM134 94V93H133ZM137 94V93H136ZM146 94V93H145ZM161 94H163V93H161ZM225 94V93H224ZM236 94V93H235ZM242 94V93H241ZM245 94V93H244ZM258 94V93H257ZM128 96H129V93L127 94ZM132 95V94H131ZM142 95V94H141ZM143 95H144V89H143ZM164 95V94H163ZM177 95V96H176ZM228 95V94H227ZM229 95H231V93L229 94ZM243 95V94H242ZM250 95V94H249ZM259 95V94H258ZM169 96V97H170ZM226 96V95H225ZM232 96H233V93H232ZM244 96V95H243ZM242 96V97H243ZM261 96V95H260ZM122 97H124V101H122L120 98V100L121 101H119V102H121V103H125V104H122L123 105V109H125L124 111H128V109H130V105L132 104V103H130V107L129 106H127L126 107V104H129V103H127V102H129L130 100L128 99L129 97H127L126 95H124V96H122ZM140 97V96H139ZM146 97V96H145ZM172 97V96H171ZM176 97H178V98H176ZM182 97V96H181ZM222 97V96H221ZM234 97V96H233ZM240 97V96H239ZM246 97H247V95H246ZM113 98H115V99H113ZM223 98V97H222ZM228 98V97H227ZM230 98H232V97H230ZM229 98V99H230ZM235 98V97H234ZM131 99V98H130ZM181 99V100H180ZM226 99V98H225ZM238 99V98H237ZM129 100V101H128ZM163 100V99H162ZM164 100H165V98H164ZM175 100H173V101H175ZM232 100H234V99H232ZM115 101V103H117ZM133 101V100H132ZM139 101V100H138ZM167 101H169V100H167ZM176 101H175V103H176ZM230 101V100H229ZM131 102V101H130ZM136 102V101H135ZM134 102V103H135ZM237 102V101H236ZM114 103V102H113ZM121 103H118V104H115V107H117V106H119V104H121ZM160 103V102H159ZM162 103V102H161ZM173 103V102H172ZM171 103V104H172ZM37 104H39V106L41 105L42 106V109H40L39 111H34V108L36 107V105ZM110 104L112 105V107H114V105L112 104V102H110ZM109 104V105H110ZM167 104V103H166ZM174 104V103H173ZM196 104V105H195ZM231 104V103H230ZM239 104V103H238ZM29 106V107H27V106ZM121 105V106H122ZM142 105V104H141ZM159 105H161V104H159ZM170 105V104H169ZM176 105H178L179 106V103H176ZM176 105H173V106H175V108L177 107L178 108V106H176ZM212 105H211V108H212ZM227 103L225 104V107H227ZM240 105V104H239ZM106 106H107V110H106ZM136 106V105H135ZM134 105L131 107L132 109H134L133 107H135ZM138 106H139V104L137 105V107H135L136 109L138 108ZM185 106V107H184ZM236 106H237V104H236ZM125 107V108H124ZM129 107V108H128ZM144 107V108H143ZM142 107V109H137L136 110V112L134 113L133 112V114H135L136 115V117H137V111H138V115H140L142 118V120H141V122L144 120V115L142 116L141 115V113L143 114L144 112H148L147 114V116H148V119H147V117H145L146 118V120L145 121H143L142 122V126H141V128L142 127H150L151 128V125H153V126H155L154 124L155 123H157V121H156V119H158V118H156L157 117V115L155 114V113H152V115L151 116H149L150 114H149V112H152V108H151V110H150V108L149 107H147L146 105L145 106H143ZM147 109H146V108ZM155 107H156V105H155ZM167 107V106H166ZM166 107H164V109L166 108ZM169 107V106H168ZM194 107V108H193ZM214 107V106H213ZM239 107V106H238ZM237 107V108H238ZM38 108H40V107H38ZM119 108H120V106L119 107H117V109H118V111H119ZM121 108V109H122ZM148 108H149V110L150 111H148ZM208 108V107H207ZM216 108H214L213 110H215ZM241 108V107H240ZM122 109V110H123ZM144 109V110H143ZM146 109V110H145ZM178 110V111H181V110ZM228 109H229V107H228ZM231 109V108H230ZM229 109V110H230ZM110 110H112V109H110ZM121 110V111H122ZM163 110V109H162ZM161 110V111H162ZM175 110V109H174ZM177 110V109H176ZM175 110V111H176ZM209 110V109H208ZM211 110V109H210ZM209 110V111H210ZM217 110V109H216ZM216 110H215V112H216ZM114 111H116L117 112V110L116 109H114ZM123 111V112H124ZM129 111H132L131 109L129 110ZM128 111V112H129ZM134 111H135V109H134ZM142 111H144V112H142ZM160 111V112H161ZM212 111V110H211ZM219 111L220 110H218V113H219ZM243 111H246L245 109L243 110L242 109V111H241V109H240V112L241 113H244ZM112 111H110V113H111ZM120 112V111H119ZM119 112H117V114L119 113ZM127 112V113H128ZM169 112H170V110H169ZM197 112H194V113H197ZM204 112V113H203ZM226 112V111H225ZM248 112V111H247ZM250 112V111H249ZM114 113V112H113ZM131 114H132V112H130ZM162 113V112H161ZM160 113V114H161ZM166 113V112H165ZM177 113V112H176ZM183 113H184V111H183ZM206 113H208L207 111H206ZM217 113V114H218ZM230 113V112H229ZM246 113V112H245ZM244 113V114H245ZM251 113V112H250ZM112 114V113H111ZM116 114V115H117ZM126 113H124L123 114V116L125 115ZM171 114V113H170ZM169 114V115H170ZM175 114V113H174ZM198 114V113H197ZM196 114V116H199V114L197 115ZM209 114H210V112H209ZM224 114V113H223ZM238 114H239V112H238ZM253 114V113H252ZM115 115V114H114ZM115 115V116H116ZM119 115V114H118ZM129 115L130 114H128V117H129ZM146 115V114H145ZM153 115H156V117L155 116H153ZM163 115V114H162ZM164 115H168V114H164ZM213 115H215V113H213ZM230 115V114H229ZM233 115L235 116V113H233ZM248 115V114H247ZM255 115V114H254ZM35 116L37 117V120L35 121ZM93 116H94V114H93ZM109 116H111V115H109ZM120 119L119 120H123V119H121V116H122V113H120ZM118 116V117H119ZM127 116V115H126ZM124 117V119L126 120V118L127 117ZM131 116V115H130ZM153 116V119H154V121H156V122H154V121H152V120H149V118H151ZM190 117H191V115H189ZM201 117H202V115H200ZM209 116V115H208ZM207 116V117H208ZM217 116V115H216ZM218 116H220L221 117V115H219L218 114ZM223 116H225V114L223 115ZM226 116H227V114H226ZM234 116H232V117H234ZM240 115H238V117H239ZM100 117V116H99ZM106 118H108V115L107 116H105ZM103 118V117H101V118H103V120H105L106 118ZM132 117V116H131ZM164 117H167V116H164ZM164 117H163V119H164ZM170 117V116H169ZM172 117V116H171ZM170 117V118H171ZM211 117V116H210ZM213 117V116H212ZM231 117V118H232ZM247 117V116H246ZM90 118H92L91 120H90ZM114 118V117H113ZM137 118V119H138ZM229 118V117H228ZM227 118V119H228ZM230 118V119H231ZM237 118V117H236ZM240 118V117H239ZM253 118V117H252ZM255 118V117H254ZM82 120L81 121V123L83 122V129H84V127H85V124L87 125L86 126V128L85 129H87V130H82V132H80L79 133V135H78V133H72L73 131H71L69 128H67L68 126H70L68 123H73V125H74V123H76L77 124V122H79L78 120ZM99 119V118H98ZM109 119V118H108ZM107 119V120H108ZM115 119V124H117L116 123V118H114ZM118 119V118H117ZM152 119V118H151ZM166 119V118H165ZM169 119V118H168ZM199 119V118H198ZM203 119V118H202ZM205 119V118H204ZM204 119L202 120V121H204ZM209 119V118H208ZM211 119V118H210ZM220 119V118H219ZM229 119V120H230ZM234 119V118H233ZM241 119V118H240ZM243 119V118H242ZM247 119V118H246ZM246 119H245V122H246ZM88 120H90V124H87L88 123ZM100 120V119H99ZM125 120H123V122H125ZM139 120V121H140ZM170 120V119H169ZM194 120H195V118H194ZM212 120V119H211ZM229 120H227V121H229ZM232 120V119H231ZM249 120H250V118H249ZM253 120V119H252ZM259 120V119H258ZM261 120V119H260ZM121 121L119 122L118 121V124L120 123V124H123V123H121ZM134 121V120H133ZM202 121H200V122H202ZM237 121V120H236ZM235 121V122H236ZM254 121H255V119H254ZM253 121V122H254ZM105 122V121H104ZM135 123H136V121H134ZM140 122V123H141ZM148 124H147V123ZM153 122H154V124H153ZM166 122V121H165ZM168 122V121H167ZM207 122V121H206ZM210 122V121H209ZM226 121H224V123H225ZM232 121H230L229 123H231ZM242 122V121H241ZM250 122V121H249ZM80 123V122H79ZM138 123V122H137ZM145 123V124H144ZM151 123V124H150ZM164 123V122H163ZM176 123V122H175ZM203 123V122H202ZM208 123V122H207ZM213 123H215V122H213ZM228 123V122H227ZM229 123H228V125H229ZM237 123H239V121L237 122ZM248 123V122H247ZM246 123V124H247ZM257 123H259V121H256V124ZM104 124H107V123H104ZM111 124V123H110ZM112 124H114V123H112ZM111 124V125H112ZM120 124H119V126H120ZM147 124V125H146ZM158 124V123H157ZM156 124V125H157ZM199 124V123H198ZM208 124H211V122L210 123H208ZM231 124H233V123H231ZM242 124V123H241ZM252 124V123H251ZM250 124V125H251ZM254 124H255V122H254ZM253 124V125H254ZM66 125H68L67 127H66ZM96 125V124H95ZM108 125H109V123H108ZM111 125H109V126H111ZM140 125V124H139ZM146 125V126H145ZM161 125V124H160ZM165 125V124H164ZM176 125V124H175ZM202 125V124H201ZM204 125V124H203ZM206 125V124H205ZM214 125H217V124H214ZM226 125V124H225ZM227 125V126H228ZM237 125V124H236ZM235 125V126H236ZM249 125V124H248ZM259 125V124H258ZM94 126V125H93ZM116 126V125H115ZM119 126H117V127H119ZM134 127H136L135 125H133ZM168 126V125H167ZM207 126V125H206ZM222 126V125H221ZM232 126H234V124L232 125ZM231 126V127H232ZM245 126V125H244ZM261 126V125H260ZM73 127H75V126H73ZM96 127V126H95ZM111 127H113V126H111ZM121 127H122V125H121ZM155 127H157V126H155ZM154 127V128H155ZM177 127V126H176ZM201 127H203V126H201ZM205 127V126H204ZM219 127V126H218ZM218 127H216V128H218ZM223 127V126H222ZM242 127V126H241ZM252 127V126H251ZM78 128V127H77ZM76 128V129H77ZM90 128H92L91 126H90ZM116 128V127H115ZM167 128V127H166ZM171 128V127H170ZM174 128V127H173ZM216 128H214L216 131H217V129ZM220 128V127H219ZM230 128V127H229ZM238 128V127H237ZM247 128V127H246ZM73 129H75V128H73ZM94 129V128H93ZM96 129V128H95ZM109 129H110V127H109ZM118 129V128H117ZM120 129H123V128H119V131H120ZM239 129H240V127H239ZM247 129H249V128H247ZM108 130V129H107ZM111 130V129H110ZM131 130H132V128H131ZM146 130H148V129H146ZM153 130H155V129H153ZM170 130V129H169ZM168 130V131H169ZM172 130V129H171ZM177 130H179V129H177ZM176 130V131H177ZM221 131H224L223 129H220ZM232 130V129H231ZM237 130V129H236ZM245 130V129H244ZM253 130V127L250 129V131H249V133L251 134L252 132H254V130ZM90 131H92V129L90 130ZM99 131V130H98ZM101 131V130H100ZM152 131V130H151ZM175 131V132H176ZM179 131H181V130H179ZM239 131V130H238ZM243 131V130H242ZM264 131V130H263ZM105 132V131H104ZM108 132H109V130H108ZM125 132V131H124ZM133 132H135V131H133ZM143 132V131H142ZM240 132H241V130H240ZM239 132V133H240ZM131 133V132H130ZM151 133V132H150ZM213 133V132H212ZM222 133V132H221ZM224 133V132H223ZM222 133V134H223ZM237 133V132H236ZM235 133V134H236ZM242 133V132H241ZM245 133H247V132H245ZM53 134L54 135H56V136H53ZM95 134V133H94ZM107 134V133H106ZM116 134V133H115ZM118 134H120V133H118ZM132 134V133H131ZM135 134H137V133H135ZM143 134V133H142ZM175 134V133H174ZM176 134H179V133H176ZM234 134V135H235ZM242 134H244V133H242ZM113 135H114V133H113ZM122 135V134H121ZM166 135V134H165ZM227 135V134H226ZM125 136V135H124ZM138 136H140V135H138ZM149 136V135H148ZM176 136V135H175ZM180 136V135H179ZM224 136V135H223ZM243 136V135H242ZM245 136H246V134H245ZM57 137H59V138H57ZM101 137V136H100ZM108 137V136H107ZM137 137V136H136ZM142 137V136H141ZM162 137V136H161ZM168 137V136H167ZM216 137V136H215ZM238 137V136H237ZM240 137V136H239ZM121 138V137H120ZM176 138V137H175ZM179 138V137H178ZM181 138H183V137H181ZM229 138V137H228ZM250 138H251V136H250ZM108 139H110V137L108 138ZM108 139L106 140V137H105V139L103 138V140H106L107 141V143H109L108 142ZM180 139V138H179ZM178 139V140H179ZM224 139V138H223ZM230 139V138H229ZM239 139V138H238ZM237 139V140H238ZM240 139H242V138H240ZM247 139V138H246ZM102 140V139H101ZM117 140V139H116ZM121 140V139H120ZM119 140V141H120ZM124 140V139H123ZM129 140V139H128ZM135 140V139H134ZM174 140V139H173ZM181 141H182V139H180ZM218 140V139H217ZM235 140V139H234ZM175 141V140H174ZM229 141H231V140H229ZM249 141H250V139H249ZM103 143L105 142V141H102ZM110 142H111V140H110ZM115 142V141H114ZM125 142H126V140H125ZM152 142V141H151ZM183 142V141H182ZM236 140H235V144H236ZM239 142V141H238ZM241 142H243V139H242V141H240V144L241 145H239V144H237V145H239V146H241L242 148H244V146L246 145V144H243L242 145V143ZM106 143V142H105ZM127 143V142H126ZM167 143V142H166ZM175 143V142H174ZM178 143H179V141H178ZM247 144H251V143H249V142H246ZM254 143V142H253ZM68 144V143H67ZM100 145H101V141H100V143H99ZM118 144V143H117ZM145 144V143H144ZM143 144V145H144ZM151 144V143H150ZM169 144V143H168ZM184 144V143H183ZM234 143H233V145H235ZM108 145V144H107ZM232 145V146H233ZM237 145H235L236 147L235 148H238L237 147ZM252 145V144H251ZM30 146V145H29ZM152 146V145H151ZM158 146V145H157ZM162 146V145H161ZM213 146V145H212ZM214 146H216V145H214ZM227 146V145H226ZM253 146V145H252ZM252 146H250V147H252ZM2 147H3V145H2ZM6 147V146H5ZM110 147H112V146H110ZM135 147V146H134ZM146 147V146H145ZM148 147V146H147ZM170 147V146H169ZM175 147V146H174ZM194 146H192V148L191 149H194L193 148ZM207 147H208V144H207ZM217 147V146H216ZM241 147H240V152H242V154H243V150L244 149H242L241 150ZM248 147H249V145H248ZM247 147V148H248ZM254 147H255V144H254ZM258 147H259V145H258ZM59 148V147H58ZM133 147H131V149H132ZM136 148V147H135ZM135 148H133L134 150H135ZM144 148V147H143ZM148 148H150V147H148ZM147 148V149H148ZM151 148H154V146H152ZM150 148V149H151ZM165 148V147H164ZM210 148V147H209ZM256 148H257V146H256ZM31 149H32V147H31ZM69 149V148H68ZM102 149H104V148H102ZM113 149V148H112ZM129 149V148H128ZM146 149V150H147ZM156 149V148H155ZM154 149V150H155ZM159 149V148H158ZM157 149V150H158ZM170 149H172V147L170 148ZM181 149H183V148H181ZM208 149V148H207ZM239 149V148H238ZM238 149H236V151H239ZM245 149H246V146H245ZM2 150H3V148H2ZM19 150H20V148H19ZM35 150V149H34ZM69 150V151H70ZM134 150H128V151H133L134 152ZM137 150H138V148H137ZM137 150H135V152L137 151ZM144 150V149H143ZM149 150V149H148ZM152 150V149H151ZM156 150V151H157ZM178 150V149H177ZM190 150V149H189ZM195 150V149H194ZM230 150V149H229ZM257 150H259V148L257 149ZM11 151V150H10ZM21 151V152H22ZM25 151V150H24ZM73 151L71 152V153H73ZM124 151H125V149H124ZM140 151H142V150H140ZM145 151V150H144ZM159 151V150H158ZM157 151V152H158ZM164 151V150H163ZM167 151V150H166ZM176 151V150H175ZM180 151V150H179ZM188 151V150H187ZM234 151V150H233ZM232 151V152H233ZM249 151V150H248ZM247 150H245V152H248ZM262 151V150H261ZM5 152H6V150H5ZM17 152H19V151H17ZM35 152V151H34ZM130 152V154L129 155H127V156H131V154H134V153H131ZM147 152H149V151H147ZM154 152V151H153ZM189 152V151H188ZM193 152V151H192ZM258 152V151H257ZM256 152V153H257ZM31 153V152H30ZM119 153H123V151L122 152H119ZM118 153V154H119ZM137 153V152H136ZM139 153H143V152H139L138 151V153L137 154H139ZM150 153V152H149ZM156 153V152H155ZM161 153V152H160ZM230 153H231V150H230ZM234 153V152H233ZM249 153V152H248ZM246 154V157H247V155H248V158L251 156H249V154ZM251 153H252V151H251ZM250 153V154H251ZM261 153V152H260ZM5 154V153H4ZM26 155H27V153H25ZM24 153L21 155L20 154V157H19V159L17 158V160L18 161H16V163H14V162H12V163H14V164H12V166H11V164H9L8 162H7V165L6 166H3V161H1V159H0V172H1V174L3 175V177H5V176H8V175H12V174H14V173H22L21 175H23V173H32V172H36V166H38V165H35V164H33L31 161H29L30 159H28V157L25 155ZM68 154V153H67ZM105 154L107 155V158L105 157ZM110 156H109V155ZM124 154H125V152H124ZM140 154V155H141ZM144 154H146L145 152H144ZM143 154V155H144ZM148 154V153H147ZM150 154H152V152L150 153ZM165 154V153H164ZM169 154H172V153H169ZM180 154V153H179ZM229 154V153H228ZM232 154V153H231ZM253 154V153H252ZM259 153H257V155H258ZM1 155V154H0ZM11 155V154H10ZM15 155V154H14ZM35 155V154H34ZM121 155V154H120ZM123 155V154H122ZM153 155V154H152ZM151 155V157L153 158L156 154H154L153 156ZM161 155H163V154H161ZM175 155V154H174ZM177 155V154H176ZM175 155V156H176ZM234 155V154H233ZM236 155V154H235ZM241 155V154H240ZM244 155V154H243ZM254 155V154H253ZM32 156V155H31ZM63 156V155H62ZM76 156V155H75ZM126 156V154L124 155V157ZM138 156V155H137ZM149 155H147V156H145L144 155V157L143 158H151V157H148ZM160 156V155H159ZM165 156H166V154H165ZM164 156V157H165ZM179 156V155H178ZM181 156V155H180ZM185 156V155H184ZM187 156H188V153H187ZM189 156H190V154H189ZM237 156V155H236ZM1 157H4V156H2L1 155ZM7 157H9V156H7ZM33 157H35V156H33ZM69 157V156H68ZM96 157V158H95ZM115 157L117 158H121L122 156H117V155H115ZM139 157V158H138ZM138 157H134L135 159L136 158H138V160L140 161V156H138ZM157 157V156H156ZM161 157V156H160ZM160 157H159V159H160ZM163 157V158H164ZM169 157V156H168ZM167 157V158H168ZM191 157V156H190ZM208 157H209V155H208ZM220 157V156H219ZM262 157V156H261ZM4 158H6V157H4ZM67 157H65L64 159H66ZM101 158V157H100ZM99 158V159H100ZM117 158V159H118ZM126 158V157H125ZM131 158V157H130ZM129 158V160H130V163H131V161H132V159H130ZM132 158H133V156H132ZM133 158V159H134ZM162 158V157H161ZM172 158V157H171ZM176 158V157H175ZM181 158H183V157H181ZM188 158V157H187ZM211 158H212V156H211ZM210 158V159H211ZM236 158V157H235ZM257 158H259V157H257ZM257 158H255V159H257ZM7 159V158H6ZM5 159V160H6ZM77 159V158H76ZM78 159V160H79ZM164 159H166V158H164ZM164 159H163V161H164ZM169 159V158H168ZM168 159H166V160H168ZM194 159V158H193ZM238 159V162H241L242 163V161L240 160V159H243V156H241L240 157V159L239 158H237ZM245 160H246V158H244ZM252 159H253V157H252ZM263 159V158H262ZM2 160H4V159H2ZM4 160V161H5ZM32 160V159H31ZM63 160V159H62ZM101 160V159H100ZM102 160V161H103ZM108 160V159H107ZM112 160V159H111ZM110 160V162H112ZM121 160H124V161H121ZM121 162H124V163H128L129 161H125V159H122L121 158ZM127 160H128V157H127ZM143 160H145V159H142V162H140L141 164L143 163L144 164V161ZM150 160H152V159H150ZM156 160H158V157H157V159L156 158H154V161H156ZM165 160V161H166ZM169 160H171V159H169ZM173 160V159H172ZM176 160V159H175ZM211 160H216V159H211ZM218 160H220V159H218ZM240 160V161H239ZM249 160H250V158H249ZM254 160V159H253ZM153 161V160H152ZM159 161V160H158ZM157 161V162H158ZM162 161V159L159 161V162H161ZM178 161V160H177ZM194 161V160H193ZM217 161V160H216ZM215 161V162H216ZM251 161V160H250ZM78 162V161H77ZM99 162V160L97 161V163ZM107 162H109V160L107 161ZM107 162H104V164L105 163H107ZM109 162V163H110ZM136 162V161H135ZM138 162V161H137ZM148 162V161H147ZM167 162H169V161H166L165 163H167ZM200 162V161H199ZM203 162V161H202ZM218 162V161H217ZM235 162V161H234ZM237 162V161H236ZM235 162V163H236ZM237 162V163H238ZM244 162V161H243ZM253 162H255V161H253ZM86 163V164H87ZM94 163H95V161H94ZM108 163V164H109ZM115 163V162H114ZM130 163H129V165H130ZM134 163V162H133ZM145 163H146V161H145ZM149 163V162H148ZM150 163H152V162H150ZM162 164H163V162H161ZM170 163V162H169ZM174 163V162H173ZM220 163V162H219ZM93 164V163H92ZM111 164H113V163H111ZM134 164H136V163H134ZM134 164L131 166L132 168L133 167H135L134 166ZM140 164V165H141ZM142 164V165H143ZM159 164V163H158ZM197 164H199V163H197ZM215 164V163H214ZM228 164V163H227ZM226 164V165H227ZM230 164V163H229ZM234 164V163H233ZM245 164V163H244ZM247 164V163H246ZM5 165V164H4ZM8 165H10V166H8ZM119 165H120V163H119ZM122 165V164H121ZM120 165V167H122ZM139 165V163H138V165H136L137 166V168H139V167H141ZM148 165V164H147ZM157 165V164H156ZM165 165H167V164H165ZM164 165V166H165ZM188 165V164H187ZM202 165V164H201ZM218 165V164H217ZM220 165V164H219ZM261 165H263V164H261ZM260 165V166H261ZM109 166V165H108ZM126 166V165H125ZM128 166V165H127ZM145 166V165H144ZM143 166V167H144ZM158 166V165H157ZM159 166H160V164H159ZM206 166V165H205ZM222 166H223V164H222ZM232 166H234V165H232ZM90 167V166H89ZM118 167V166H117ZM129 167V166H128ZM142 167V168H143ZM146 167V166H145ZM151 167H153V165H151ZM155 167V166H154ZM153 167V168H154ZM175 167V166H174ZM198 167V166H197ZM228 167V166H227ZM227 167H224V168H226L227 169ZM264 166H262V168H263ZM38 168V167H37ZM111 168V167H110ZM122 168H124V167H122ZM136 168V167H135ZM136 168V169H137ZM147 168H150L149 166L147 167ZM152 168V169H153ZM171 168V167H170ZM184 168V167H183ZM198 168H200V167H198ZM238 168V167H237ZM90 170H92L93 169V167L92 168H89ZM99 169V168H98ZM101 169V168H100ZM109 169V168H108ZM118 169V168H117ZM140 169V168H139ZM186 169V168H185ZM230 169V168H229ZM228 169V170H229ZM232 169V168H231ZM234 169V168H233ZM257 169H261L260 167L259 168H257ZM111 170V169H110ZM112 170H113V168H112ZM115 170V169H114ZM121 170V169H120ZM123 170V169H122ZM125 170V169H124ZM127 170H129V172H130V170L131 169H127ZM141 170V169H140ZM143 170V169H142ZM141 170V171H142ZM150 170V169H149ZM148 170V171H149ZM180 170H183V169H180ZM190 170H191V167H190ZM198 170V169H197ZM203 170V169H202ZM220 170V169H219ZM97 171V173L99 172L98 170H96ZM118 171V170H117ZM145 171H146V169H145ZM148 171H146V172H148ZM186 171V170H185ZM230 171V170H229ZM234 171V170H233ZM232 171V172H233ZM236 171V170H235ZM90 172V171H89ZM92 172V171H91ZM109 172V171H108ZM129 172H126L127 174H129ZM134 172V171H133ZM150 172V171H149ZM213 172V171H212ZM219 172V171H218ZM218 172H217V174H218ZM29 173V174H30ZM100 173V172H99ZM111 173V172H110ZM131 174H132V172H130ZM151 173H152V171H151ZM168 173V172H167ZM189 173V172H188ZM195 173V172H194ZM234 173H236V172H234ZM244 173V172H243ZM34 174V173H33ZM46 174V173H45ZM92 174V173H91ZM109 174V173H108ZM134 174L136 175V173L134 172ZM141 174V173H140ZM150 174V173H149ZM196 174V173H195ZM199 174V173H198ZM204 174V173H203ZM209 174V173H208ZM213 174H215L214 172H213ZM251 174V173H250ZM253 174V173H252ZM255 174V173H254ZM38 175V174H37ZM94 175H95V173H94ZM104 175V174H103ZM122 175V174H121ZM137 175H138V173H137ZM157 175V174H156ZM164 175V174H163ZM34 176H35V174H34ZM43 176V175H42ZM45 176V175H44ZM117 177H118V175H116ZM131 176V175H130ZM188 176V175H187ZM196 176V175H195ZM208 176H210V175H208ZM30 178H31V176H29ZM32 177H33V175H32ZM56 177V176H55ZM60 177V176H59ZM92 177V176H91ZM94 177V176H93ZM96 177V176H95ZM113 177V176H112ZM111 177V178H112ZM129 177V176H128ZM135 177H138V176H135ZM46 178H47V176H46ZM45 178V179H46ZM64 178V177H63ZM69 178V177H68ZM72 178V177H71ZM100 178V177H99ZM140 178V177H139ZM176 178V177H175ZM228 178V177H227ZM72 179H74V178H72ZM77 179V178H76ZM93 179V178H92ZM105 179V178H104ZM116 179V178H115ZM121 179V178H120ZM124 179V178H123ZM216 179V178H215ZM232 179V178H231ZM254 179V178H253ZM38 180V179H37ZM107 180V179H106ZM118 180V179H117ZM122 180V179H121ZM138 180H140V179H138ZM148 180H150V179H148ZM171 180V179H170ZM233 180V179H232ZM46 182H47V180H45ZM67 182H68V180H66ZM77 181V180H76ZM110 181V180H109ZM112 181V180H111ZM135 181V180H134ZM144 181V180H143ZM152 181V180H151ZM31 182V181H30ZM36 182V181H35ZM61 182V181H60ZM145 182V181H144ZM208 182V181H207ZM215 182V181H214ZM223 182V181H222ZM221 182V183H222ZM234 182V181H233ZM39 183V182H38ZM40 183H42L41 181H40ZM63 183V182H62ZM94 183V182H93ZM97 183V182H96ZM101 183V182H100ZM116 183V182H115ZM130 183V182H129ZM128 183V184H129ZM139 183V182H138ZM143 183V182H142ZM149 183V182H148ZM151 183V182H150ZM149 183V184H150ZM173 183V182H172ZM224 183V182H223ZM235 183V182H234ZM254 183V182H253ZM27 184V183H26ZM34 184V183H33ZM47 184V183H46ZM61 184V183H60ZM79 184H81V182L79 183ZM104 184L106 185H104L103 187H105V189L106 188H109L110 186L108 185V184H106V182L104 181ZM111 184V183H110ZM120 184V183H119ZM137 184V183H136ZM152 184V183H151ZM195 184V183H194ZM194 184H193V186H194ZM197 185L199 184V183H196ZM230 184V183H229ZM43 185V184H42ZM45 185V184H44ZM56 185V184H55ZM54 184H53V187L55 186ZM59 185V184H58ZM83 185V184H82ZM81 185V186H82ZM97 185H99V184H97ZM96 184H95V186H93V187H96L97 186ZM101 185H103L102 183L99 185V187L101 186ZM118 185V184H117ZM121 185V184H120ZM124 185H126V184H124ZM140 185V184H139ZM143 185V184H142ZM146 185V184H145ZM197 185H195V186H197ZM227 185V184H226ZM235 185V184H234ZM239 185V184H238ZM26 186V185H25ZM46 186V185H45ZM122 186V185H121ZM191 187L192 188V190H193V188H195V186L194 187ZM219 186V185H218ZM49 187H51V186H49ZM52 187V188H53ZM56 187V186H55ZM62 187V186H61ZM87 187H88V185H87ZM98 186H97V188H99ZM143 187V186H142ZM149 187V186H148ZM153 187V186H152ZM189 187V188H190ZM201 188H203L204 190L206 189V188H204V184H203V186L201 185L200 186ZM224 187V186H223ZM229 187V186H228ZM20 188H21V186H20ZM33 188V187H32ZM32 188H31V190H32ZM36 188V187H35ZM34 188V189H35ZM47 188V187H46ZM51 188V191L53 190ZM64 188H65V185H64ZM96 188V189H97ZM111 188V187H110ZM109 188V189H110ZM139 188H140V186H139ZM149 188H151V187H149ZM171 188V187H170ZM190 188V189H191ZM200 188V189H201ZM217 188V187H216ZM222 188V187H221ZM236 188H238V187H236ZM18 189H19V187H18ZM39 189V188H38ZM41 189V188H40ZM39 189V190H40ZM56 189H58V188H56ZM70 189V188H69ZM94 190V188H93V194L95 193V195H99L100 196V193H101V196L102 195H104V197L103 198H101L102 199V201H103V199L104 198H106V199H104V201H106V200H109V198L112 196H114V195H116L115 193H114V195H111V196H109V198L107 197L108 195H109V193H110V191H108V193H106L107 191H105V189L104 188H100V190L99 191H101V192H98V190ZM103 189V190H102ZM109 189H106V190H109ZM113 189H114V187H113ZM124 189H125V187H124ZM128 189V188H127ZM126 189V190H127ZM145 189V188H144ZM152 189V188H151ZM159 189V188H158ZM198 189V188H197ZM196 188L194 189V191H196L197 190ZM200 190V192L202 193V191L204 192V190ZM211 188H209V190H210ZM214 189H215V187H214ZM22 190V189H21ZM134 190V189H133ZM146 190V189H145ZM161 190V189H160ZM199 190V189H198ZM197 190V191H198ZM207 190V189H206ZM205 190V191H206ZM7 191V190H6ZM15 191V190H14ZM20 191V190H19ZM35 191H38V190H35ZM47 191V190H46ZM45 191V192H46ZM61 191H63V190H61ZM60 191V192H61ZM86 191V190H85ZM95 191H97V192H95ZM120 191V190H119ZM132 191V190H131ZM137 191V190H136ZM152 191V190H151ZM184 191V190H183ZM226 191V190H225ZM232 191V190H231ZM234 191V190H233ZM237 191V190H236ZM240 191V190H239ZM241 191H243L242 190V188H241ZM248 191V190H247ZM2 192V191H1ZM8 192V191H7ZM22 192H24V190L22 191ZM21 192V193H22ZM55 192H57V190L55 191ZM54 192V193H55ZM64 192H65V190H64ZM88 192V191H87ZM104 194H103V193ZM111 192H112V189H111ZM128 192V191H127ZM146 192V191H145ZM149 192V191H148ZM154 192H157V191H155L154 190ZM154 192H153V195H154ZM176 192V191H175ZM187 192V191H186ZM224 192V191H223ZM20 193V194H21ZM25 193V194H24ZM23 193V195L21 194V198H20V196H18L16 199H14L13 201H11L10 202V204L11 205H9L10 206V208L14 211V210H16V209H19V210H21V209H29V211H31V210H35V209H37L38 207H37V205H36V202H34L36 199H34V201H33V195H32V191H30V190H27V191H25ZM42 193H44V191L42 192ZM48 193V192H47ZM58 193V192H57ZM63 193V192H62ZM80 193H82V192H80ZM97 193V194H96ZM123 193V192H122ZM147 193V192H146ZM173 193V192H172ZM219 193V192H218ZM248 193V192H247ZM252 193V192H251ZM16 194V193H15ZM52 194V193H51ZM93 194H91V196L93 195ZM108 194V195H107ZM111 194V193H110ZM132 194V193H131ZM145 194V193H144ZM171 194V193H170ZM183 194H185V193H183ZM191 194V193H190ZM204 194V193H203ZM224 194V193H223ZM229 194V193H228ZM42 195V194H41ZM82 195V194H81ZM160 195V194H159ZM161 195L162 196H164L165 197V194L163 195V193H161ZM173 195V194H172ZM178 195V194H177ZM189 195V194H188ZM220 195V194H219ZM218 195V196H219ZM230 195V194H229ZM241 195V194H240ZM9 196V195H8ZM16 196V195H15ZM33 196V197H32ZM38 196H40V195H38ZM66 196V195H65ZM77 196H79L80 197V195H77ZM97 196H95V198L97 197ZM100 196V197H101ZM106 196V197H105ZM119 196V195H118ZM134 196V195H133ZM132 196V197H133ZM144 196V195H143ZM150 196V195H149ZM156 196H157V194H156ZM174 196V195H173ZM185 196V195H184ZM194 196H196V195H194ZM198 196V195H197ZM213 196V195H212ZM226 196V195H225ZM243 196V195H242ZM44 196L42 195V198H43ZM55 197V196H54ZM76 197V196H75ZM111 197V198H112ZM124 197V196H123ZM153 196H151V198H152ZM178 197V196H177ZM187 197V196H186ZM192 197V196H191ZM199 197H201V196H199ZM216 197V196H215ZM237 197V196H236ZM6 198V197H5ZM39 197H37V199H38ZM45 198H46V196H45ZM49 198V197H48ZM58 198V197H57ZM56 198V199H57ZM77 198V197H76ZM108 198V199H107ZM128 198V197H127ZM157 198V197H156ZM194 198V197H193ZM248 198V197H247ZM252 198V197H251ZM254 198V197H253ZM1 199V198H0ZM39 199H41V198H39ZM54 199V198H53ZM84 199V198H83ZM82 199V200H83ZM93 199H94V197H93ZM97 199H98V197H97ZM113 199V198H112ZM115 199V198H114ZM120 199V198H119ZM119 199H117V200H119ZM136 199V198H135ZM138 199V198H137ZM145 199V198H144ZM154 199V198H153ZM164 199V198H163ZM162 199V200H163ZM171 199V198H170ZM183 199V198H182ZM205 199V198H204ZM209 199V198H208ZM215 199V198H214ZM228 199V198H227ZM232 199V198H231ZM262 199V198H261ZM263 199H264V197H263ZM7 200H8V197H7ZM43 200V199H42ZM60 199H58V201H59ZM64 200V199H63ZM62 200V201H63ZM68 200V199H67ZM79 199H77V201H78ZM116 200V199H115ZM155 200V199H154ZM165 200V199H164ZM172 200H173V198H172ZM252 200V199H251ZM253 200H255V199H253ZM10 201V200H9ZM8 201V202H9ZM57 201V200H56ZM61 201V200H60ZM73 201H75V200H73ZM97 201V200H96ZM99 201V200H98ZM111 201V200H110ZM113 201V200H112ZM158 201H159V199H158ZM171 201V200H170ZM169 201V202H170ZM221 201V200H220ZM228 201V200H227ZM64 202H65V200H64ZM63 202V203H64ZM79 202V201H78ZM95 202V201H94ZM109 202V201H108ZM124 202V201H123ZM135 202V201H134ZM153 202V201H152ZM157 202V201H156ZM173 202H174V200H173ZM190 202V201H189ZM188 202V203H189ZM247 202V201H246ZM248 202H249V200H248ZM260 202V201H259ZM5 203V202H4ZM38 203V202H37ZM53 203H55L54 201H53ZM57 203H60V204H56V205H61V202H57ZM66 203V202H65ZM65 203H64V205H65ZM75 203V202H74ZM110 203V202H109ZM113 203V202H112ZM146 203V202H145ZM186 203V202H185ZM212 203V202H211ZM225 203V202H224ZM223 203V204H224ZM251 203H252V201H251ZM263 203V202H262ZM1 204V203H0ZM73 204V203H72ZM78 204V206H79V203H77ZM76 204V205H77ZM91 205H92V203H90ZM122 204V203H121ZM126 205V202L125 203H123V205H122V207L123 206H125ZM136 204V203H135ZM149 204V203H148ZM161 204V203H160ZM163 204V203H162ZM165 204V203H164ZM204 204V203H203ZM220 204H222V203H220ZM234 204V203H233ZM264 204V203H263ZM48 205V204H47ZM46 205V206H47ZM55 205V204H54ZM67 205H69V204H67ZM70 205H71V203H70ZM74 205V207H75V204H73ZM98 206H100L99 204H97ZM118 205V204H117ZM133 205V204H132ZM132 205H129L128 204V206H130L132 209L135 207V206H133L132 207ZM139 205H140V203H139ZM142 205V204H141ZM143 205H145V204H143ZM154 205V204H153ZM159 205V204H158ZM227 205V204H226ZM225 205V206H226ZM235 205V204H234ZM245 205V204H244ZM248 205H250V204H248ZM103 206V205H102ZM113 206H115V205H113ZM127 206V205H126ZM152 206V205H151ZM190 206V205H189ZM259 206V205H258ZM61 207V206H60ZM59 206H58V208H60ZM65 207V206H64ZM70 207H72V209H73V206L71 205ZM69 207V208H70ZM77 207V206H76ZM121 207V206H120ZM119 207V208H120ZM121 207V208H122ZM136 207H138V206H136ZM142 206H140V208H141ZM148 207H149V205H148ZM240 207V206H239ZM9 208V209H10ZM40 208H41V205H40ZM44 209H46L45 208V206L43 207ZM57 207H54L53 209H56ZM57 208V209H58ZM66 208H67V206H66ZM79 208V207H78ZM94 208V207H93ZM105 208V207H104ZM104 208H103V210H104ZM124 209H123V211H125V208L126 207H123ZM128 208V207H127ZM156 208V207H155ZM162 208V207H161ZM221 208V207H220ZM229 208H230V206H229ZM237 208V207H236ZM263 208V207H262ZM51 210L50 212H49V215L48 216H54L55 215V213L54 214H52V212L53 211H56V213L58 214L59 212H57V209L56 210ZM62 209H63V207H62ZM61 209V210H62ZM65 209V208H64ZM68 209V208H67ZM71 209V208H70ZM77 209V208H76ZM74 210V212L75 211H77V210ZM110 209V208H109ZM112 209V208H111ZM128 209H130V208H128ZM127 209V210H128ZM131 209V211L130 210H128V211H130V212H132L133 210ZM137 209V208H136ZM136 209L134 210V212L136 213L137 211H136ZM252 209V208H251ZM258 209V208H257ZM4 210V209H3ZM2 210V211H3ZM11 210V212H13ZM73 210H70V211H72L73 212ZM115 210V209H114ZM122 210V209H121ZM140 209L138 208V211H139ZM146 210V209H145ZM154 210V209H153ZM174 210V209H173ZM222 210V209H221ZM24 212H25V210H23ZM65 211V210H64ZM90 211H91V209H90ZM109 211V210H108ZM113 211V210H112ZM116 211V210H115ZM114 211V212H115ZM122 211V212H123ZM169 211H170V209H169ZM174 211H176V210H174ZM174 211H172V213L174 212ZM203 211V210H202ZM202 211H201V213H202ZM228 211V210H227ZM9 212V211H8ZM8 212H6L7 214H8ZM21 212V211H20ZM27 212V211H26ZM33 212V211H32ZM35 212V211H34ZM67 212V211H66ZM69 212V211H68ZM78 212V211H77ZM80 212V211H79ZM92 212V211H91ZM97 212V211H96ZM113 212V213H114ZM130 212H128V213H130ZM133 212V213H134ZM221 212V211H220ZM237 212V211H236ZM245 212V211H244ZM253 212H254V209H253ZM5 213V212H4ZM71 213V212H70ZM83 213H84V211H83ZM86 213V212H85ZM84 213V214H85ZM100 213V212H99ZM97 214V216H96V218L98 219L97 220V222L94 224V225H92L93 226V228H87V229H85L84 231H86L83 235H85L84 236V238L83 239H86V241L85 242H87L84 246L85 247H82V246H80V247H82V248H80L79 249V251L77 252L73 247H65L64 249H61V250H58V251H55L54 250V252H53V250H51V248H49L50 247V244H49V247L47 246V245H43V246H41V248H40V250L39 251H37V253H34V255H33V253L31 252V254H32V256H28V257H23V260L21 261V262H23L24 260L25 261H27V260H29V261H27V263H29V262H31V264H74V260H77V258L79 259L78 261H80L81 262V264H119V262H120V264H121V261L122 262H124L123 260H125V259H131V253L133 252V248L132 247H130V246H128L127 245V243H126V240L125 239H123V237H120L121 236V234L120 235H118V236H116L117 234H116V232H118V230H122V229H118L116 226L117 225H119V224H117V225H115L114 226V224L111 222V221H113L115 218L113 217V215L111 216L110 214H108V212H106V213H104L105 215L106 214H108V215H110L109 217H108V215L107 216H104V215H100V214ZM117 213V212H116ZM140 213V212H139ZM175 213H176V216H177V212H174V214H173V218L175 219ZM179 213H181V211L179 212ZM178 213V216H180V217H178V220H179V218H181V215H184V214H179ZM228 213V212H227ZM235 213V212H234ZM263 213V212H262ZM13 214V213H12ZM56 214V215H57ZM66 215H67V213H65ZM81 214V213H80ZM103 214V213H102ZM115 214V213H114ZM118 214V213H117ZM123 214V213H122ZM124 214H126V211H125V213ZM131 214V213H130ZM150 214V213H149ZM187 214V213H186ZM194 214V213H193ZM198 214H199V212H198ZM217 214V213H216ZM224 214V213H223ZM236 214V213H235ZM248 214V213H247ZM259 214V213H258ZM3 213L0 211V222L3 220L2 218H4L3 217ZM60 215V214H59ZM78 215V214H77ZM100 215V216H99ZM134 215L135 214H133V217H134ZM136 215H138V214H136ZM135 215V216H136ZM210 215V214H209ZM213 215V214H212ZM229 215V214H228ZM9 216H11L10 214H9ZM53 216L52 217H49L50 219L51 218H53ZM125 216V215H124ZM127 214H126V218H127ZM139 216V215H138ZM141 216V215H140ZM162 216V215H161ZM204 216V215H203ZM208 216V215H207ZM252 216V215H251ZM260 216V215H259ZM6 218H9V217H7V215L5 216ZM57 218L59 217L58 215L56 216ZM79 217H80V215H79ZM88 217V216H87ZM90 217V216H89ZM93 217V216H92ZM99 217V218H98ZM114 218V219H112L111 220V218ZM120 217H122V216H120ZM133 217H131L132 219H133ZM151 217V216H150ZM183 217V216H182ZM195 217H197V215L195 216ZM262 217V216H261ZM45 218V217H44ZM49 218H46V219H48V220H50ZM55 218V217H54ZM68 218V217H67ZM77 218V217H76ZM84 218V217H83ZM118 218V217H117ZM125 218V217H124ZM129 218V217H128ZM139 218H141V217H139ZM177 218V217H176ZM205 218V217H204ZM242 218V217H241ZM264 218V217H263ZM65 219V218H64ZM79 218H77L76 220H78ZM85 219V218H84ZM91 219V218H90ZM137 219H138V217H137ZM142 219V218H141ZM154 219V218H153ZM171 219V218H170ZM183 219V218H182ZM185 219V218H184ZM183 219V220H184ZM189 219V218H188ZM188 219H185V221L186 220H188ZM193 219V218H192ZM216 219V218H215ZM221 219V218H220ZM243 219V218H242ZM244 219H246V218H244ZM60 220V219H59ZM128 220H130V219H128ZM128 220H126L125 219V222H127ZM145 220V219H144ZM181 220V219H180ZM194 220V219H193ZM201 220V219H200ZM223 220V219H222ZM32 221V220H31ZM52 221V220H51ZM65 220H63V222H64ZM72 221V220H71ZM90 221V220H89ZM124 221V220H123ZM147 221V220H146ZM173 221V220H172ZM175 221V220H174ZM173 221V222H174ZM209 221V220H208ZM259 221V220H258ZM261 221V220H260ZM79 222V221H78ZM86 222V221H85ZM114 222V221H113ZM116 222V221H115ZM120 222V221H119ZM130 222V221H129ZM139 222H141V221H139ZM138 222V223H139ZM171 222V221H170ZM169 222V223H170ZM176 222V221H175ZM179 222H182V220L181 221H179ZM178 222V223H179ZM192 222V221H191ZM217 222V221H216ZM228 222V221H227ZM241 222V221H240ZM3 223V222H2ZM66 223V222H65ZM64 223V224H65ZM79 223H82V222H79ZM83 223H84V221H83ZM83 223H82V226H83V228H84V225H83ZM121 223V222H120ZM132 223V222H131ZM138 223H136V221H135V223H132V224H130V225H128V230L127 229H125V227H124V231L123 232H125V230H127V231H129L130 232V237L129 238H133L134 240H139L141 237H143L144 235L142 234L143 232L140 230L141 229V227L139 226V224ZM147 223V222H146ZM186 223V222H185ZM226 223V222H225ZM229 223V222H228ZM261 223V222H260ZM27 224V223H26ZM59 224V223H58ZM75 223H73V225H74ZM77 224V223H76ZM116 224V223H115ZM126 224V223H125ZM144 224V222L142 221V223H141V225L143 226V229H144V227H145V225H143ZM192 224V223H191ZM208 224V223H207ZM238 224V223H237ZM241 224V223H240ZM244 224V223H243ZM243 224H241V226L243 225ZM247 224V223H246ZM252 224H254L253 222H252ZM256 224V223H255ZM264 224V223H263ZM27 225H29V224H27ZM72 225V224H71ZM122 225V224H121ZM124 225V224H123ZM150 225H151V223H150ZM181 225V224H180ZM211 225V224H210ZM262 225V224H261ZM77 226V225H76ZM86 226H88V225H86ZM85 226V227H86ZM139 226V227H138ZM175 226V225H174ZM178 227H179V225H177ZM182 226V225H181ZM230 226V225H229ZM240 226V225H239ZM238 226V227H239ZM252 225H250V227H251ZM256 226V225H255ZM1 227V226H0ZM12 227V226H11ZM80 227V226H79ZM79 227H78V229H79ZM119 227H120V225H119ZM171 227V226H170ZM210 227V226H209ZM248 227V226H247ZM250 227H248L249 229H250ZM260 227V226H259ZM262 227V226H261ZM10 228V227H9ZM20 228V227H19ZM76 228V227H75ZM74 228V229H75ZM122 228H123V226H122ZM140 228V229H139ZM162 228V227H161ZM168 228V227H167ZM192 228V227H191ZM246 228V227H245ZM255 228V227H254ZM263 228V227H262ZM261 228V230H263ZM7 229V228H6ZM21 230H22V228H20ZM31 229H32V227H31ZM30 228H24V230H22V233H21V231L20 230H18V231H20V233L18 232H15V235L14 236H12V238H11V242H12V247H13V249H15V254L17 253V250L19 251L21 248H23L24 246H25V242L26 241H28V239L30 240V239H34V237H37L38 235H37V233L35 232H33L32 230H31ZM73 229V228H72ZM77 229V230H78ZM148 229V228H147ZM151 229V228H150ZM159 229V228H158ZM163 229V228H162ZM177 229V228H176ZM179 229H182L181 227L179 228ZM178 229V230H179ZM187 229V228H186ZM201 229V228H200ZM223 229V228H222ZM253 229V228H252ZM65 230V229H64ZM67 230V229H66ZM177 230V231H178ZM216 230V229H215ZM238 230V229H237ZM245 230V232H247V230L246 229H244ZM244 230H243V232H244ZM251 230V229H250ZM257 230V229H256ZM73 231V230H72ZM169 231V230H168ZM221 231V230H220ZM233 231V230H232ZM252 231V230H251ZM258 231V233L256 234V235H258L259 234V230H257ZM122 232V231H121ZM128 232V233H129ZM147 232V231H146ZM182 232V231H181ZM200 232V231H199ZM256 232V231H255ZM255 232H254V234H255ZM4 233V232H3ZM17 233V234H16ZM119 233H120V231H119ZM127 233V234H128ZM157 233V232H156ZM170 233V232H169ZM178 233V232H177ZM187 233H188V235H190L189 234V232L187 231ZM207 233V232H206ZM212 233V232H211ZM210 233V234H211ZM263 233V232H262ZM6 234H7V236L9 237V233H7L6 232ZM12 234V233H11ZM14 234V233H13ZM126 234V235H127ZM142 234V235H141ZM151 234V233H150ZM162 234H164V233H162ZM183 234V233H182ZM200 234V233H199ZM205 234V233H204ZM214 234V233H213ZM222 234H224V233H222ZM234 234V233H233ZM244 234V233H243ZM249 234V233H248ZM246 235V236H249V235ZM252 235H254L253 233H251ZM125 235V234H124ZM178 235V234H177ZM176 235V236H177ZM187 235V236H188ZM244 235V236H245ZM261 235H263V234H261ZM260 235V236H261ZM6 236V237H7ZM57 236V235H56ZM64 236V235H63ZM80 236V235H79ZM149 236V235H148ZM175 236V237H176ZM186 236V237H187ZM197 236V235H196ZM200 236H202L203 237V235H199V237L198 238H200ZM206 237H207V235H205ZM211 236H213V235H211ZM220 236H222V235H220ZM218 237L217 238V240H213V238L211 239V241H210V239L208 240L207 238H205V237H203V238H201V239H199L198 240V238H197V240H194V239H196V238H194V239H188L189 241H188V244H189V246H190V244H191V246L192 245H194V246H192V249L193 248H195V252L193 253V251H192V254H195V256L198 258V261L200 262H205L206 260H207V262H209L208 260H211L212 259V257L213 256H217V255H215V254H218L217 253V251L219 250V249H217L216 248V245L215 244H217V246H219L220 244H218V243H220V242H222V240H224L225 241V239L226 238H223L222 239V237H224V236H222V237ZM227 236H229V235H227ZM237 236H240V235H237ZM245 236V237H246ZM260 236H258V237H260ZM264 236V235H263ZM11 237V236H10ZM58 237V236H57ZM86 237V238H85ZM128 237V236H127ZM186 237H185V239H186ZM194 237H195V235H194ZM209 237H210V235H209ZM230 237V238H229ZM228 237V242L229 243H231L230 245H232V244H234V242L236 241V239H235V237L236 236H233V237H231V235ZM252 237V236H251ZM250 237V238H251ZM254 237V236H253ZM128 238V239H129ZM158 237H156V239H157ZM178 238V237H177ZM211 238V237H210ZM240 238V237H239ZM241 238H243V237H241ZM256 238V237H255ZM5 239V238H4ZM36 239V238H35ZM42 239H43V237H42ZM58 239H59V237H58ZM132 239V240H133ZM155 239V240H156ZM159 239V238H158ZM186 239V240H187ZM260 239V238H259ZM258 239V240H259ZM26 240V241H25ZM130 240V239H129ZM129 240L127 241V242H129ZM143 240V239H142ZM163 240V239H162ZM161 240V241H162ZM172 240V239H171ZM235 240V241H234ZM238 240V239H237ZM257 240V241H258ZM263 240H264V238H263ZM2 241V240H1ZM34 241V240H33ZM81 241V240H80ZM131 241V240H130ZM140 241V240H139ZM154 241V240H153ZM152 241V242H153ZM161 241H159L158 240V242L159 243H157V245H154L153 246V248H155V251H156V254L153 256V255H151V250H149L148 248L150 247H148V248H146L144 245H140V246H135L134 248H136V247H138L137 249H136V252H137V255L135 256L136 257V262H137V264H194V263H192V260H190V258L189 257H187V255H184V254H182V253H178V251H180V250H178L177 251V253L179 254V255H177V253H175L176 251V248L175 249H173L171 252L169 251V249H171V247H169V246H164L163 244L165 243H160ZM164 241V240H163ZM162 241V242H163ZM178 241V240H177ZM185 241V240H184ZM244 241H246V240H244ZM260 241V240H259ZM49 242V241H48ZM134 242V241H133ZM149 242V241H148ZM175 242V241H174ZM225 242H227V241H225ZM224 242V243H225ZM227 242V244L229 245V243ZM238 242H239V240H238ZM237 241H236V243H238ZM249 242V241H248ZM251 242V241H250ZM253 242V241H252ZM262 242H264V241H262ZM5 243V242H4ZM44 243V242H43ZM46 243V242H45ZM131 243V242H130ZM167 243V242H166ZM183 243V242H182ZM186 243V242H185ZM214 243V244H213ZM258 243V242H257ZM8 244V243H7ZM47 244V243H46ZM79 244H80V242H79ZM83 244V243H82ZM137 244V243H136ZM142 244V243H141ZM144 244H146V243H144ZM154 244V243H153ZM168 245H170V243H167ZM167 244H165V245H167ZM172 244V243H171ZM187 244V245H188ZM223 244V243H222ZM244 244V243H243ZM248 244V243H247ZM261 244H263V243H261ZM26 245H27V242H26ZM31 245H33L32 243H31ZM36 245V244H35ZM35 245L34 246H32V247H34L35 248ZM81 245V244H80ZM238 245V244H237ZM236 245V246H237ZM245 245V244H244ZM8 247L10 246V245H7ZM36 246H38V245H36ZM75 246V245H74ZM78 245H76V247H77ZM164 246V247H163ZM177 246V245H176ZM222 246V245H221ZM248 246V245H247ZM254 246V245H253ZM257 246H259V245H257ZM64 247V246H63ZM152 247V246H151ZM175 247V246H174ZM173 247V248H174ZM185 247V246H184ZM230 247H232V246H230ZM234 247V246H233ZM238 247V246H237ZM10 248V247H9ZM34 248H31V251L34 249ZM132 248V249H131ZM185 248H187V247H185ZM246 248V247H245ZM258 248V247H257ZM6 249H7V247H6ZM24 249V248H23ZM30 249V248H29ZM152 249V248H151ZM177 249H178V247H177ZM182 249V248H181ZM250 249V248H249ZM256 249V248H255ZM22 250V249H21ZM20 250V251H21ZM153 250V249H152ZM191 250V249H190ZM223 250V249H222ZM248 250V249H247ZM252 250V249H251ZM254 250V249H253ZM258 250V249H257ZM19 251V252H20ZM24 251V250H23ZM187 251H188V248H187ZM230 251V250H229ZM261 251H262V249H261ZM264 251V250H263ZM262 251V252H263ZM30 252V251H29ZM35 252V251H34ZM183 252V251H182ZM185 252V251H184ZM190 252V251H189ZM239 252V251H238ZM258 252V251H257ZM260 252V251H259ZM23 253V252H22ZM135 253V252H134ZM133 253V254H134ZM188 253V252H187ZM186 253V254H187ZM222 253V252H221ZM243 253V252H242ZM247 253V252H246ZM253 253V252H252ZM261 253V252H260ZM260 253H258V254H260ZM13 254H14V251H13ZM19 254V253H18ZM132 254V256H134ZM136 254V253H135ZM174 254V255H173ZM182 254V255H181ZM239 254H240V252H239ZM249 254V253H248ZM257 254V257H259V255ZM23 255V254H22ZM237 255V254H236ZM251 255V254H250ZM255 255V254H254ZM194 256V255H193ZM218 256H221L220 254L218 255ZM248 256V255H247ZM252 256V255H251ZM190 257H191V255H190ZM263 257H264V255H263ZM220 258V257H219ZM221 258H224V257H221ZM235 258V260H237L236 259V257H234ZM239 258H240V256H239ZM243 258V257H242ZM247 258V257H246ZM134 259V258H133ZM229 259V258H228ZM132 260V259H131ZM213 260V259H212ZM216 260V259H215ZM240 260V259H239ZM244 260V259H243ZM249 260V259H248ZM256 259H254V261H255ZM257 260H262V259H259V258H257ZM263 260H264V258H263ZM253 261V260H252ZM251 261V262H252ZM76 262V261H75ZM203 262V264H205ZM212 262V261H211ZM229 262V261H228ZM245 262V261H244ZM259 262V261H258ZM264 262V261H263ZM126 263V262H125ZM213 263V262H212ZM230 263V262H229ZM242 263H243V261H242ZM257 263V262H256ZM261 263V262H260ZM30 264V263H29ZM136 264V263H135ZM201 264V263H200ZM209 264V263H208ZM235 264H236V261H235ZM240 264V263H239ZM244 264V263H243Z\"/></svg>",
	"mask_w": 264,
	"mask_h": 264
}]
</instances>
